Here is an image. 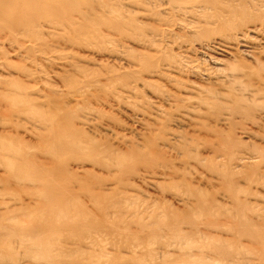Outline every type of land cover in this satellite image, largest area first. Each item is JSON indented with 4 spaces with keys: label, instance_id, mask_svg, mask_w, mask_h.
<instances>
[{
    "label": "rangeland",
    "instance_id": "obj_1",
    "mask_svg": "<svg viewBox=\"0 0 264 264\" xmlns=\"http://www.w3.org/2000/svg\"><path fill=\"white\" fill-rule=\"evenodd\" d=\"M85 1L83 2L85 3L88 2V3L87 4L82 3L84 5L79 4L80 0L79 2L77 1L79 4V5L77 4L78 7L75 5L76 3H72L74 4L73 6L70 4L71 7H73L74 10H76V11L73 10L74 14L72 12L73 8L70 9L71 8L70 5L66 6L69 7L68 10H71L69 12L67 11L64 13V15H66V18L67 16L69 17V15H67L68 13L69 14L72 13L71 14L72 16L70 15V19H68L66 23H63V21H59L58 19L55 18V20H57L56 21L57 23L55 24L57 25L53 26L54 23L52 22L46 21L45 24H43L44 21L40 20V23L37 22V24L33 25L36 26L35 28L34 27H31L32 29L30 28V30L34 31L35 33H33L27 28L31 33L24 29V31H21V36L18 35L19 38L16 36L17 40H15L16 38L15 36L13 37L14 39L11 38L16 42L7 39L8 34H6L7 37L3 36L5 35L4 33H6L5 31L4 33L0 32L1 42L4 40L2 44H0V50L5 49L4 52L6 54L4 56V54H2L4 52L3 51L0 52V60H1L0 77L2 78L0 81L2 84L0 85L1 88L0 93L2 92L4 94V92H6L9 97V101L7 100L6 97V100L4 101L5 104L4 102H2L3 100L0 99L1 100L0 101V113H1L0 140L4 137V139H2L4 140V142L2 140L1 141L3 143L7 142L11 144L10 147L7 148L6 145H2L3 143L0 142L1 143L0 147L1 145L6 146V148H2V147L0 148V193H1L0 194V264H178V262L179 264H213L214 261L216 264H264V253H263L264 229H262L263 228L262 226L264 225V213H263L264 212L263 210L264 182H263V186L262 184H258V181L259 183H262V181H264V170H263L264 167L260 168V164L264 163L263 160L264 153H262L264 152L262 151L264 150L263 147L264 146V106L263 103H261L262 100L264 102V95H261V93L264 94L263 93L264 90H261L262 88L264 89V86L261 85L264 84L263 83L264 71L260 69L262 72L260 71L259 72L262 73L263 75L258 73L257 75H253L254 78L248 76V73H250L251 68H256L257 66L256 69L259 70L258 65L264 67V61H263L264 60V20H263L264 0L263 2H258L257 0H251L250 4L248 2L249 0H241L242 3L240 2V0H229V1L227 0V2L226 0L223 1L213 0L217 4L216 6H214L215 8H212L210 5L208 7L206 3H198L201 2V0H197L198 2H196V0L194 1L192 0L193 3L189 2L190 0L189 1L187 0L189 4L186 3L187 2L186 0H178V2L180 1L179 3L177 2V0H167L168 2L166 0L165 1L156 0L157 2L155 0H146V1L139 0L140 3L137 0L136 7L134 6L136 3L135 0H133L134 1L132 3L133 5L130 4L132 0L130 1L122 0L124 2L119 0L117 1L85 0ZM103 1L105 3H103ZM97 2L98 3L101 2L103 4L102 5L101 3L100 5L98 4L99 6L98 7ZM115 2H117L118 4H116ZM181 2L183 4L185 2L186 5L185 4L182 5ZM223 2H225V4ZM195 3L199 5H197L196 7ZM237 3L238 6L236 5ZM89 4L90 6L88 8L86 7V9H81V7L83 8L85 5H89ZM246 4H248V6H246ZM159 5L161 6L160 9L158 8ZM204 5L207 7H204ZM229 5L231 7L235 6L234 7L235 9L238 7L239 9L238 11L239 13L236 14V16L234 15L235 17L233 16L234 21L233 19L230 20L231 24L228 22L229 26H232V24H235L238 21V24L233 25L234 27L232 26L233 28H231V31L235 30V32H231L230 29L229 30L221 29V24H220L221 22L216 21L217 23H215V18L217 16L215 17L213 16L216 15L214 14V12L216 13L217 8H219L221 12L222 9H227ZM145 6L146 9H144ZM255 6L258 8H256ZM94 7L97 9H94ZM151 7L154 8L156 7V9ZM260 7H261V11H259ZM77 8L78 10L80 8L79 10L80 12L77 11ZM89 8L91 11H93L94 14L97 15V17L94 14L92 15L93 18L91 17V15H89L91 18L90 19L89 16L87 17L84 14L85 11L83 10L87 11ZM169 8H171L170 10L172 12L169 10ZM247 8L248 11H246ZM255 8L257 9V11H255L257 14L259 13L262 14L261 17L258 16L256 18L257 15L255 16V12H254V10H256ZM165 9L168 10L165 11ZM204 9L205 10L208 9L209 13H207V11H205ZM182 10H184L185 12ZM198 10L199 11L202 10V12L201 11L199 12ZM188 11H190L191 13ZM175 12H177V15H175ZM248 12L253 14L255 18L252 17V15H250ZM76 13L79 14L81 13L82 15H84L85 20H83V16L80 15L82 17L80 18ZM117 13H119V15ZM201 13H204V17H206V15L207 17L204 18L201 15ZM247 13L249 16L248 15L246 16ZM167 14L170 17H168ZM209 14L211 17L209 16ZM75 15L76 17L73 18V16ZM186 15L188 16L186 17ZM121 16H123V18ZM152 16H154V18H152ZM173 17H176L175 18L176 20L172 19ZM240 17L242 18L241 20ZM243 17L246 21L243 19ZM248 17L249 19H247ZM137 18L139 19V21ZM72 19L76 21L78 19L77 24H79V21L81 22L83 20L82 21L83 24L77 25L75 23L76 21H73ZM116 19L118 21H116ZM127 19L129 21L131 19L130 23L127 22ZM207 19L210 21H207ZM256 19L258 20V23L256 22L257 21ZM105 20L110 21V23L112 22L111 26L114 27L115 25L116 28L115 27L114 28L117 31H115V29L112 28L109 23H106L107 21ZM168 20L170 22L169 25L167 24ZM253 20L255 23L252 22ZM260 20L261 21L263 20L262 23L259 22ZM175 22H177V25ZM239 22L240 23L243 22L244 25L243 23H241V25L243 26L240 27ZM47 23L49 25H46ZM88 23L89 25H87ZM133 23L135 25H133ZM68 24L71 27L68 26ZM127 24H129V27L132 24V27L126 28L128 27ZM58 25L60 26V29H58L59 28ZM74 25L79 26L80 30L78 29V27ZM118 25H120L119 27L120 29L117 28ZM172 25L175 27L173 28ZM213 25L214 27H211ZM73 26L75 28H73ZM245 26L247 27L248 30H246ZM41 27L42 30H40ZM69 27L72 28L75 32ZM124 27L126 29H124ZM150 27H153V29ZM164 27H166L167 29ZM237 27H239V29L245 28V30L242 29L241 30L244 32L247 31L248 33L247 32L241 33L242 31L239 30ZM45 28H47V30L44 31ZM61 28L62 30L64 28L65 29L62 31ZM137 28H139L140 31H138ZM144 28H149V29L147 30ZM158 28L161 29V31L158 30ZM176 28L178 29V31ZM68 29H70L69 33H68ZM132 29L134 30L130 31ZM164 29L168 31L165 32ZM193 29H194L193 31L194 33L192 31L189 32V30H193ZM203 29L205 30L203 31ZM214 29H217L216 33L215 31H213ZM249 29L250 30L252 29V31L250 32ZM37 30L39 33L37 32ZM162 30H164V32ZM173 30L175 32H173ZM207 30L208 31L211 30L210 31L211 33L210 32H209L210 34L207 33L206 32ZM225 30H227V32ZM237 30L239 31L240 34L237 33L238 32ZM55 31L60 33L62 31V33L60 34ZM139 32L142 33L143 37L140 36ZM160 32L161 34H159ZM28 33H30V35L34 34L33 36H31L32 38L31 41L34 40L33 42H29V41H28L29 43L25 42L31 39L29 38L30 35ZM52 33H54V35ZM55 33H57L58 35ZM67 33L68 36H70V38H72L73 34L75 33L77 34V35L75 34L76 36L74 35L75 37L73 36L74 38L71 39L73 42L70 41H68L69 43L67 42V40H69L68 36L66 35ZM131 33L134 34L135 36L132 35ZM205 33H207V36ZM246 33L247 35L245 36H247L246 37L247 39H245L244 37V34ZM62 34H63V39L61 40L60 38H62V36L60 37V35ZM208 34L211 36H208ZM24 35L26 36V38L24 37ZM84 35L86 36L84 37ZM233 35H236V37ZM237 35L240 39L237 37ZM41 36L43 38H41ZM162 36H164L165 38L168 37L166 38L168 39V41H166V39L163 40L164 37ZM36 37L37 38L40 37V39H37ZM158 37H160L161 39ZM157 38L158 40L160 39L161 41H158ZM23 39L25 41L21 43L22 42L21 40ZM42 39H44L45 41ZM109 39L112 40V43ZM146 39L148 40V42L145 41ZM214 39L216 42L214 41ZM236 39L237 42L239 43L235 42ZM35 40L38 41L35 42ZM39 40L42 42V45ZM76 40L78 42H76ZM162 40L166 44H164ZM205 40L211 42H205ZM212 40L214 42H212ZM11 42L14 43V45ZM17 42H19L20 44ZM101 42H103L104 44H102ZM139 42L141 44H139ZM144 42L146 44L149 43V46L148 44L145 45ZM217 42L218 43L221 42V45L218 44ZM159 43H163L161 44L162 46ZM8 44L11 45V50L9 49L10 45ZM16 44L17 45L19 44V46L22 44V46L19 47ZM126 44L128 47L126 46ZM150 44H152V47ZM169 44L171 47H169ZM234 44H238V45H235L234 47ZM109 45L112 46L113 48L110 47ZM207 45L209 47H206ZM212 45L215 47L217 46L216 49ZM34 46L36 53H40L39 54L40 56L33 51ZM36 46L38 50H36ZM119 46L120 48L122 47L121 48L122 50H119L118 48ZM144 46H145V50H142ZM18 47L21 49H19ZM67 47L69 50L67 49ZM154 47H157V49ZM167 47L168 49L170 48L169 49L171 51L170 53L169 50H166ZM72 48L73 50H75L74 52L72 51ZM209 48L211 50H209ZM162 49L164 53L163 51H160ZM212 49H214V51H212ZM220 49L223 51H221ZM6 50H8L7 53ZM15 50L17 52L12 53V51ZM158 50L162 53L160 54ZM224 50L226 51L224 52ZM25 51L27 52L29 51L31 55L29 52H28L29 55L26 54L27 52ZM69 51L70 54H72V56L75 55V57H70L71 55L69 53H66ZM129 51H131V53ZM138 51L140 52L139 56H138ZM141 51L143 52L142 56H141L142 54ZM232 51H233V56L232 53L228 55V53ZM22 52H23L22 55L23 57L21 56ZM46 52L50 54H47ZM61 52L62 54L64 53L63 56H60ZM144 52L148 53L146 54V56L148 57L144 55L145 54ZM149 52L153 53V54L151 53L152 56L154 55V53L157 54L159 53V55L157 57V55L155 54L156 56L152 57L150 56ZM260 52H262L261 55ZM51 53L53 55H51ZM118 53L119 55L120 53L121 55H125L126 59L128 60L124 59L125 58L124 56L121 55L119 56ZM7 54L9 57L7 56ZM57 54H59V56H57ZM128 54L129 55L132 54V55L127 57ZM24 55L26 56V58L24 57ZM160 55L162 56L166 55L165 56L166 58L164 57L163 62H162V56ZM247 55H249V58ZM31 56L34 59V62H32L33 60L31 59ZM159 57L161 58V60ZM172 57L174 60L172 59ZM4 58L6 59V61ZM28 58H30L29 60L32 61H29ZM103 58L105 59L103 60ZM136 58L138 59L137 61ZM26 59H27V63H24V65L30 67L31 70L29 68L28 70L27 67L22 65L23 61H26ZM67 59L71 63L65 61ZM142 59H144V61L148 60L149 63L147 64L150 65H147L145 61V65H147L146 67L144 65V61H141ZM156 59H158L159 61ZM242 59L243 62H241ZM2 60L4 64H7L8 69L7 67H4V65H1L3 64ZM151 60L152 62H150ZM169 60L170 62H167ZM28 61L30 62V65ZM238 61L241 63L245 62V65H247V63L249 62L248 65H250V69L248 65L247 67H243L244 69L248 68L249 72L247 69L244 70L246 73H244V71L243 73H241L242 70L240 71V69L242 67L240 65L241 63H239ZM36 62L39 63L37 64ZM66 62L68 63L69 66L67 65ZM77 62L79 63V66L77 65L78 64ZM158 62L162 64L160 65ZM236 62H238L239 64L237 65ZM47 63H49L50 66ZM138 63L140 64L142 63L144 66L142 64L141 65L139 64L140 66H138ZM156 63L159 65L157 66ZM72 64L74 65V67ZM9 65L11 66L9 67ZM18 65L20 66V68H22L21 70H23V72L25 73L27 72L24 70V68L28 70L29 75L26 76L25 73L23 75L28 79L27 81L25 77L23 78V76H20L21 74H23V72H21V74L19 73L20 69L18 68L19 67ZM37 65L38 66L41 65V66L37 67ZM51 65L58 68L52 67ZM178 65H179V70L177 69ZM21 66H23L24 68ZM132 66H135L137 68L134 67L130 68ZM153 66L155 69L156 68L159 69L161 67L159 69L161 70L160 71L161 73L157 69L156 70L154 69L155 70L154 72V70H152ZM238 66L241 75L239 74L238 76H236ZM261 66L260 68H262ZM121 67H123L124 69ZM138 67H142V68H138ZM143 67L144 69L147 70H144ZM232 67H234V70ZM165 68L169 70L167 71ZM121 69L125 72L121 71ZM130 69H132V71ZM141 69H143V72ZM215 69L217 76H218L217 70H219L218 73H220L221 72L220 69H222V72L225 71V75H222L224 73L222 74L220 73L222 76L219 74L217 78L214 71ZM256 69H252L254 70L253 71L254 73L253 72L250 73L251 76L252 74L258 72V70ZM16 70L18 71L19 74L15 73L17 72ZM32 70L33 73L34 71L36 73L38 72L39 73L38 74L34 73L35 74L34 75L32 73ZM126 70L128 71L127 73L131 72L133 75L136 72H140V71L142 74L140 75L139 73V76H137L138 74L136 73L137 75L135 74L133 78L132 77L133 75H131V73L130 75L127 74ZM189 70L191 71L189 72ZM207 70L210 73L209 76H211L213 72H214L213 75L215 76L214 77L212 76L213 78L208 77ZM29 71L33 75L30 74ZM145 71L146 72L151 71V72H148L149 73L148 74ZM231 71L234 72V74ZM230 72L231 75L229 74ZM8 73H10V75ZM121 73H124V76L127 74L125 77H128V80H130L129 76H131L132 82H130V84L129 82L127 83V79L126 81L123 82L121 77L124 76H121ZM168 73H170L169 76L165 75ZM189 73L192 74L190 75ZM203 73L205 74V76H203L204 75ZM226 74L228 75L226 76ZM31 75L32 78L33 76H35L32 80L33 82L31 81L32 78L30 79ZM151 75L152 77H150ZM17 76H20L18 77L19 80H17L16 78L13 81V78ZM257 76H259V78ZM138 77L139 79H137ZM206 77H208V79ZM224 77L225 78L229 77L233 80L228 79L226 81L227 78L225 79ZM260 77H261V82H257L256 81L257 79L255 78H258V81H260L259 80ZM132 78L137 79L136 81L137 84L133 83L136 79L133 80ZM161 78L163 80L167 79V81L169 82L163 81ZM243 78L245 80H243ZM111 79L114 81L112 82ZM223 79L224 82L226 81L225 82L226 85L223 83ZM234 79L235 82L233 83ZM239 79H240L239 82L241 83L243 82V84L241 85L242 87L240 85L238 86L239 83L237 84L236 82V80ZM6 80L8 81V84L11 82L14 83L8 85ZM21 80H23V82ZM208 80L210 81V83L208 82ZM212 80L213 81L216 80L217 82L221 81V83H223L224 85H221V83L218 82L219 83L218 86L217 83L215 84V82H213ZM16 81H19L22 85H24L23 87L21 86V84L19 85L23 89V90L21 89V92L16 93L15 91L17 89L20 90V88H18L19 82L15 84ZM145 81H149L150 83ZM72 83L74 86L72 85ZM84 83H86L87 86ZM244 83L247 84V86L248 85L249 86L246 87ZM230 84L233 86H231ZM14 85L17 86V89L16 86ZM254 85H256V87ZM6 86L8 89L6 88ZM10 86H12V88L14 87L15 90L14 89L11 90ZM82 86H84V89ZM30 87L32 90L30 89ZM240 87L244 88V90L247 88L245 90V93L244 90L241 91ZM5 88L6 90L4 91ZM207 88L209 89L211 88V89L208 90ZM235 88H237V90ZM24 89L27 95L30 92H31L30 94L34 93V95H28L31 98L30 101H32V98L34 97L33 99L35 100L32 101L33 105L27 99L28 96H24L25 95ZM202 89H204L205 91L204 90L202 91ZM131 90L134 91L133 94ZM206 90L209 93L211 92L210 94L212 95L214 93V92L212 93V91L213 90L216 91L215 92L216 95L214 93V95L216 96L215 98L216 100L213 99L215 97L214 95H213L214 97L210 95L211 98H209V95L208 96L206 95L208 93L206 92ZM232 90H236V91H232ZM34 91H40V94L36 95V92ZM166 91L170 93V95L173 94L171 96L172 98L170 97L169 99L170 95ZM258 91H259L258 93L259 95H256ZM200 92H203V94L202 93L200 94ZM236 92L237 93L240 92L238 94L239 95L242 94L243 96L240 95L238 97V94ZM11 93H13L14 95ZM196 93L199 95L197 96ZM218 93L220 94V96L222 94L221 96L222 98L218 97L217 100V96H219ZM234 93L237 94V96ZM117 94L120 95L119 96L120 99L119 97H117L118 96ZM17 95L19 96L17 97ZM166 95L169 96L165 98ZM190 95L191 98H188L190 97ZM253 95L258 96V98H255V96ZM14 96H16L17 98L20 97L19 101L17 100L18 103L20 102V100L26 101V102H22V104L24 105L23 109L25 108V106L26 108L29 109L35 107L34 109L35 111L36 108L39 106L43 113L40 112V108H39V113L37 112L34 113V111L24 110L25 114H23L24 112L20 111L21 108L15 109L16 108L15 106L18 104L15 103L16 105L14 106L15 107L14 111L16 112L13 114L14 112L12 109L13 105L11 106L12 108H10L8 102H10V105L13 104L16 99V97L14 98ZM173 96L174 97L176 96L178 98L176 99ZM179 96L181 97L179 98ZM185 96H187V99L189 100L192 99L191 101H195L194 103L193 102L190 103L191 105L193 104L192 105L193 107L190 105L188 107L189 110H186L188 109L187 103L189 100L187 101L186 99V101H183L185 100L184 98ZM194 97L197 100L196 99L193 100ZM198 97H201V100L203 99V101H205L204 105L206 101L211 103L212 101L215 100V102L219 103L220 106L215 102H214L215 106L214 104L211 105L212 103L211 104L207 103V105L205 106L201 105L202 101H200V98L198 99ZM203 97L204 98L206 97V99L204 100ZM228 97L230 99H228ZM235 97L239 99H236ZM241 97H243L244 100L241 99ZM10 99H14V101ZM245 99L247 102L248 101L250 102L247 103ZM238 100H240L241 102ZM256 100L258 101L256 102ZM27 101H29L30 103L29 106L27 105L28 104ZM237 101L240 103V106H238L239 103ZM36 103L37 105L34 106ZM118 103L119 105H117ZM180 103L182 104L180 105ZM233 103H238V104H233ZM258 103L259 104L261 103L260 104L261 106L258 105V107H260L259 108L260 110L256 106ZM221 104L224 105V106L222 105L224 109L221 106ZM245 104L246 106H244ZM30 105L32 107H30ZM178 105L179 107H177ZM185 105H186V109L185 108L181 109ZM208 105L209 107L210 105L212 107L213 106L214 107L219 106V107L212 108L215 109L214 111L212 110L214 114L209 116V114H211L210 113L211 109L208 108ZM235 105H237L239 108H234ZM201 106L203 108L204 107L206 108L205 109L200 108ZM248 106L251 108H249ZM253 106L256 107L253 108ZM262 106L263 108H261ZM190 108L193 110H191ZM243 108L245 109L246 113L249 112V114L246 115L244 113L245 111L243 110ZM175 109L180 111L181 113L179 112L176 113V111H174ZM235 109L239 110L240 112L236 111ZM183 110H185L186 112L189 111L188 114L186 112L184 113ZM17 111H20L22 114L20 112L18 113ZM173 111L174 113H172ZM193 111L196 112V115L195 112ZM198 111L201 113L203 111L206 112H203L204 114L202 113L200 117V115L199 116L197 115ZM26 112L27 114H29L30 118L33 117V115H35L34 118L32 119L28 118ZM191 112H193L195 116L193 114L192 116H190ZM233 112L237 114V117L236 114H234ZM170 113L172 114L173 117L170 116ZM238 113L240 114L241 118H239ZM44 114L53 117L52 118L46 117L45 119ZM180 114H182L181 121L178 119L176 120V117L178 118ZM185 114L186 116L190 114L188 116L189 118L186 117L188 118L187 120L184 118ZM204 115L207 116L208 118H204L205 117ZM222 115L224 116L222 117ZM233 115H235L234 116L235 118L232 117ZM218 116H220V118ZM39 117L41 118V120H39L38 122L35 120V118H39ZM191 117H193V119ZM47 118H49L50 120L43 121L42 123H40L43 119L47 120ZM133 118L136 121L133 120ZM140 118H142V120ZM151 118L153 119L151 120ZM154 118L156 121H158L157 123L153 121ZM194 118H196L198 121H195L196 119ZM190 119H192V121H189ZM199 119H201V121H199ZM251 119H253L252 122ZM182 120L184 121L183 123ZM9 121L10 123H12L13 121V123H16L17 125L13 124L16 125L13 126L11 124L12 125L11 126L10 123H8L10 125L9 126L6 123ZM87 121L89 124H91V122L93 121L92 125L89 126L87 124L85 126L84 123H87ZM94 121L96 122V124H94ZM162 121L165 122L163 123ZM240 121L242 122L238 126V123ZM55 122L57 124H55ZM2 123L6 124V126H4V124L1 125ZM235 124H237L239 128L237 126L234 127ZM54 125H56L57 127ZM248 125L252 129V131H250L251 129L248 127ZM53 127L57 128L58 130ZM234 128L236 129L234 130ZM75 129H76L75 131L76 133L74 132ZM78 129L81 131L78 132L79 131ZM233 130L235 132L232 135ZM5 131L6 133L8 132L7 136ZM172 133L173 134L177 133V134L173 135ZM169 134H171V136ZM235 134L239 136L236 137V139L233 138ZM57 135H59L60 137V139L58 138V140H57L58 137ZM241 135L245 137H240ZM6 137H8L9 142L7 141L8 139L7 140L5 139ZM224 137L232 138L235 141L231 139L228 140L227 138ZM68 139L69 142L66 143ZM194 139L196 140V143ZM225 140L230 141L228 142L229 146H226L227 142ZM191 141H193L194 143ZM224 141L226 143L225 146L227 151L223 149L225 148V146L223 147ZM231 141L233 145L231 144ZM235 142L239 145V146L237 145L238 146L237 148H235L236 147ZM61 143L64 144L65 147L67 146L65 144L70 143L71 145L69 144L68 145L69 147H66L68 149H66ZM79 144L83 145V149L80 150L81 152H79L78 149L82 147L78 149L76 148V146H78ZM87 145L91 149L89 151L87 148L89 152L87 150L84 151ZM219 148L222 150H220ZM234 148L237 150L234 151L235 150ZM245 148H247L248 151H246ZM252 148L256 150L250 151L252 150ZM4 149L6 150L7 153L4 152L5 151ZM8 149H10L9 152ZM259 151L263 155H261ZM94 152L101 157H98L97 154H95ZM104 152L107 153L105 154ZM249 152L251 153L249 154ZM102 153H104L105 155H103ZM252 153L254 154L256 153V154L254 155ZM240 157H244V158H240ZM7 160L10 161L14 160V161H12L11 163L10 161ZM249 160L252 161L250 162ZM255 160L258 161L254 162ZM260 160L263 161V163L260 162ZM5 161L7 164L6 166L4 165ZM240 161L242 164L240 163ZM253 163H254V167H253ZM238 167L241 170L238 169ZM253 168L254 170H252ZM259 168L261 169V171ZM245 172L247 173L249 172V174L247 175V173ZM258 173L260 176L259 175L256 176V174ZM250 174L252 175L254 174L258 179L257 180L254 179L255 176H252L250 178L251 176ZM233 176H235L237 180L233 178ZM244 176L245 177L249 176V177L243 180ZM240 178H242L241 180L243 181L240 180L241 182H238V179ZM249 178L250 180L252 179L251 182H249L250 180L246 181ZM233 179L238 183H235ZM247 182L249 183L247 184ZM231 183L232 184L235 183V185L233 184L234 185L233 188ZM239 183H241V185ZM237 184L243 187H240L239 185L237 186ZM236 188H238L239 191H243L244 189V192H241L244 194V196L240 192L238 193L236 191L238 189ZM232 189L234 190V192ZM249 190H251L250 192L254 194L248 192ZM233 193L236 194L235 195L236 198H234ZM245 193L246 194L248 193V195H246ZM255 195H257L259 198ZM191 196L193 197V199ZM194 197L196 198L197 201L194 199ZM239 205L241 206V209L245 208V210L244 211L239 210L240 208H237L239 207ZM250 209H252V211ZM192 210H194V212ZM236 212L237 213L239 212L238 213L239 215L236 214ZM228 220L231 222H228ZM238 226H240L241 228H239ZM259 226H261V228ZM250 227L251 229L252 228L255 229V231L253 229L251 231L249 229ZM245 230L246 232H244ZM248 230L250 231V233ZM13 233H15L16 236ZM177 233L180 236H177L176 235ZM251 234L253 236H251ZM13 236H15V238ZM19 236L20 238L22 237L25 240L22 238L20 240ZM25 237H27V239ZM175 237L176 238L179 237V238L176 239ZM229 252H231L232 254ZM219 253H222L221 254L222 257ZM208 259L212 262H210Z\"/></svg>",
    "mask_w": 264,
    "mask_h": 264
},
{
    "label": "bare ground",
    "instance_id": "obj_2",
    "mask_svg": "<svg viewBox=\"0 0 264 264\" xmlns=\"http://www.w3.org/2000/svg\"><path fill=\"white\" fill-rule=\"evenodd\" d=\"M74 1H76V0H0V32H3V33H4V31H5L6 33H4L5 35H3V36H6V34H8V35H7V36H8L7 39H10V41H12V40L14 39V38H13L14 36H15V37H16V36L18 37V35L21 36V31H24V29H25L26 31H29L31 27H34V28H35L36 26H33V25L37 24V22L40 23V20L44 21L43 24H45L46 21H47V22H52V23H54L53 26L57 25V24H55V23H57V22H56L57 20H55V18L58 19L59 21H63V23H66V21H67L68 19H70V15L72 14V13H70V14H69V13H68V14L66 13L67 15H69V17L67 16V18H66V15H64V13L67 12V11H68V12L71 11V10H68L69 7H66V6H69L70 4L73 6L74 4H72V3H76L75 5L77 6L79 0H77L78 2H77V1L74 2ZM81 1H82V2H81ZM83 1H85V0H80V3H79V4L84 5V4H82V3H85L86 1H85V2H83ZM90 1H91V0H90ZM92 1H94V0H92ZM107 1H108V0H107ZM107 1H106V2H107ZM115 1H117V0H115ZM119 1H122V0H119ZM125 1H127V0H125ZM129 1H130V0H129ZM135 1H136V3H135L134 6L136 7L137 0H135ZM145 1H146V0H145ZM155 1H156V0H155ZM164 1H165V0H164ZM166 1H167V0H166ZM186 1H187V0H186ZM188 1H189V0H188ZM188 1H187L186 3H188ZM193 1H194V0H193ZM215 1H216V0H215ZM215 1H213V0H206V1L203 0V1H202V0H201V2H198V1L196 0V2H198V3H206L208 7H209V5H210L212 8H215L214 6L217 5V4L215 3ZM219 1H220V0H219ZM222 1H223V0H222ZM228 1H229V0H228ZM250 1H251V0L248 1L249 4H250ZM257 1H258V2H263V0H257ZM95 2H96V1H95ZM98 2H99V1H98ZM98 2H97V6H98V4L100 5V3H101L102 1H101L100 3H98ZM122 2H124V1H122ZM133 2H134V1L132 0V2H131L130 4H132ZM138 2L140 3L139 0H138ZM156 2H157V1H156ZM167 2H168V1H167ZM169 2H170V1H169ZM177 2H178V0H177ZM179 2H180V1H179ZM179 2H178V3H179ZM182 2H183V1H182ZM182 2H181V3H182ZM189 2H192V0H190ZM226 2H227V0H226ZM230 2H232V1H230ZM240 2H241V0H240ZM87 3H88V2H87ZM87 3H85V4H87ZM103 3H105V2L103 1ZM103 3H101V5H102ZM108 3H109V2H108ZM115 3L118 4L117 2H115ZM115 3H114V4H115ZM142 3H143V1H142ZM192 3H193V2H192ZM223 3L225 4V2H223ZM241 3H242V2H241ZM79 4H78V5H79ZM92 4H95V3H92ZM92 4H91V6H92ZM106 4H107V3H106ZM110 4H111V2H110ZM110 4H109V5H110ZM119 4H120V3H119ZM175 4H176V3H175ZM184 4H185V2H184ZM184 4L182 3V5H184ZM188 4H189V3H188ZM190 4H191V3H190ZM195 4H196V5H195L196 7H197V5H199V4H197V3H195ZM206 4H205V5H206ZM234 4H235V3H234ZM255 4H256V2H255ZM71 5H70V7H71ZM132 5H133V4H132ZM160 5H161V4H160ZM160 5H159V6H160ZM185 5H186V4H185ZM192 5H193V4H192ZM205 5H204V7H207V6H205ZM236 5L238 6V3H237ZM239 5H240V4H239ZM241 5H242V4H241ZM261 5H263V4H261ZM89 6H90V4H89V5H85V6H84L85 8H84V7H83V8L81 7V9H86V7L88 8ZM94 6H95V5H94ZM120 6H121V5H120ZM147 6H148V3H147ZM151 6H152V5H151ZM159 6H158V8L160 9L161 6H160V7H159ZM188 6H189V5H188ZM201 6H202V5H201ZM223 6H224V5H223ZM246 6H248V4H246ZM77 7H78V6H77ZM98 7H99V6H98ZM156 7H157V6H156ZM156 7H155V8H154V7H151V8L156 9ZM181 7H182V6H181ZM183 7H184V6H183ZM198 7H199V6H198ZM220 7H221V6H220ZM226 7H227V6H226ZM234 7H235V6L231 7V6L229 5V7H228L227 9H222L221 12H220V9H219V8L216 9V13L214 12V14H216V15H213V16H214V17L217 16V17L215 18V23H217L216 21L221 22V23H220V24H221V29H223V30H224V29H228V30L230 29V31H231V28L234 27L233 25H235V24L237 25V24H238V21H237L235 24H232L233 27H232V26H229V24H228V22L230 23V20H232V19L236 16V14L239 13V12H238V11H239L238 7H237L236 9H235ZM244 7H245V6H244ZM255 7H256V6H255ZM66 8H67V10H66ZM72 8H73V7H71L70 9H72ZM92 8H93V7H92ZM112 8H113V7H112ZM149 8H150V6H149ZM158 8H157V9H158ZM163 8H164V6H163ZM239 8H242V7H239ZM252 8H254V7H252ZM256 8H258V7H256ZM256 8H255V9H256ZM94 9H97V8L94 7ZM127 9H128V8H127ZM144 9H146V6H145ZM147 9H148V8H147ZM159 9H158V10H159ZM170 9H171V8H169V10H170ZM179 9H180V8H179ZM179 9H178V10H179ZM195 9H196V8H195ZM195 9H194V11H195ZM200 9H201V8H200ZM237 9H238V10H237ZM249 9H250V8H249ZM73 10H74V8L72 9V12H73ZM79 10H80V8H79ZM79 10H78V8H77V11H78V12H80ZM166 10H168V9H165V11H166ZM204 10H205V9H204ZM236 10H237V11H236ZM240 10H242V9H240ZM250 10H251V9H250ZM258 10H259V9H258ZM74 11H76V10H74ZM83 11H85L84 14H85L87 17H88L89 15H91V17H92V15L94 14L93 11L90 10V8H89L87 11H86V10H83ZM83 11H81V12H83ZM151 11H152V10H151ZM151 11H150V12H151ZM162 11H163V9H162ZM170 11H171V10H170ZM174 11H175V10H174ZM174 11H173V12H174ZM182 11H184V10H182ZM182 11H181V12H182ZM196 11H197V10H196ZM198 11H199V10H198ZM200 11L202 12V10H200ZM200 11H199V12H200ZM205 11H207V13H209L208 9H206ZM246 11H248V8H247ZM255 11H257V9L254 10V12H255ZM259 11H261V7H260V10H259ZM262 11H263V10H262ZM94 12H95V11H94ZM112 12H113V10H112ZM115 12H116V11H115ZM144 12H145V10H144ZM160 12H161V11H160ZM171 12H172V11H171ZM184 12H185V11H184ZM188 12H190V11H188ZM218 12H220V13H218ZM240 12H242V11H240ZM243 12H244V11H243ZM249 12H250V11H249ZM249 12H248V13H249ZM252 12H253V10H252ZM254 12H253V14H254ZM99 13H100V12H99ZM122 13H123V12H122ZM129 13H130V12H129ZM129 13H128V14H129ZM141 13H142V11H141ZM164 13H165V12H164ZM178 13H179V11H178ZM190 13H191V12H190ZM211 13H213V12H211ZM211 13H210V14H211ZM217 13H218V15H217ZM244 13H245V12H244ZM244 13H242V14H244ZM248 13L246 14V16L248 15ZM261 13H262V12H261ZM73 14H74V12H73ZM76 14H78V16H79L80 18H82L81 16H83V20H85V18H84L85 16H84V15H82L81 13H80V14H79V13H76ZM114 14H115V13H114ZM117 14L119 15V13H117ZM143 14H144V13H143ZM158 14H160V13H158ZM173 14H174V13H173ZM183 14H184V13H183ZM186 14H187V13H186ZM188 14H189V13H188ZM198 14H200V13H198ZM198 14H197V15H198ZM210 14H209V16H210ZM249 14L252 15V17H254L253 14H251V13H249ZM80 15H81V16H80ZM94 15L97 17L96 14H94ZM102 15H103V14H102ZM124 15H125V14H124ZM135 15H136V13H135ZM140 15H141V14H140ZM154 15H155V13H154ZM161 15H162V14H161ZM161 15H159V16H161ZM175 15H177V12H175ZM179 15H180V14H179ZM201 15L204 17V13H201ZM201 15H200V16H201ZM234 15H235V16H234ZM256 15H257V16H256ZM261 15H262V14H260V13L257 14V13L255 12V16H256V18H257L258 16L261 17ZM71 16H72V15H71ZM110 16H111V15H110ZM110 16H109V17H110ZM167 16H168V14H167ZM187 16H188V15H186V17H187ZM194 16H195V15H194ZM200 16H199V17H200ZM202 16H201V17H202ZM213 16H212V17H213ZM233 16H234V17H233ZM242 16H243V15H242ZM242 16H241V17H242ZM248 16H249V15H248ZM75 17H76V15L73 16V18H75ZM109 17H108V18H109ZM121 17L123 18V16H121ZM148 17H149V16H148ZM162 17H163V16H162ZM162 17H161V18H162ZM168 17H170V16H168ZM168 17H167V18H168ZM180 17H181V16H180ZM206 17H207V15H206ZM206 17H204V18H206ZM210 17H211V16H210ZM214 17H213V18H214ZM241 17H240V20L242 19ZM250 17H251V16H250ZM263 17H264V14H263ZM89 18H90V16H89ZM92 18H93V17H92ZM152 18H154V16H152ZM155 18H156V17H155ZM167 18H166V19H167ZM175 18H176V17H173L172 19H175ZM254 18H255V17H254ZM254 18H253V19H254ZM90 19H91V18H90ZM98 19H99V18H98ZM137 19H138V18H137ZM182 19H183V18H182ZM211 19H212V18H211ZM243 19H244V17H243ZM247 19H249V17H248ZM72 20H73V19H72ZM79 20H82V19H79ZM83 20H82V21H83ZM96 20H97V19H96ZM102 20H103V18H102ZM120 20H121V19H120ZM122 20H123V19H122ZM125 20H126V19H125ZM140 20H141V19H140ZM157 20H158V19H157ZM159 20H160V18H159ZM169 20H170V19H169ZM169 20H168V23H167L168 25H169V23H170ZM175 20H176V19H175ZM212 20H213V19H212ZM212 20H211V21H212ZM244 20H245V19H244ZM251 20H252V19H251ZM256 20H257V19H256ZM263 20H264V19H263ZM263 20H262V21H263ZM42 21H41V22H42ZM73 21H76V20H73ZM82 21H81V22L79 21V24H83ZM105 21H107V20H105ZM105 21H104V22H105ZM116 21H118V20L116 19ZM130 21H131V19H130ZM130 21L127 19V22H128V23H130ZM134 21H135V20H134ZM138 21H139V19H138ZM195 21H197V20H195ZM207 21H210V20L207 19ZM233 21H234V19H233ZM233 21H232V23H233ZM235 21H236V20H235ZM245 21H246V20H245ZM245 21H244V22H245ZM262 21L260 20L259 22L262 23ZM69 22H70V21H69ZM69 22H67V23H69ZM89 22H91V21H89ZM97 22H98V21H97ZM123 22H124V21H123ZM140 22H141V21H140ZM142 22H143V20H142ZM153 22H154V21H153ZM252 22L255 23L254 20H253ZM256 22L258 23V20H257ZM58 23H59V22H58ZM63 23H62V25H63ZM75 23H76V24L78 23V19H77V21H76ZM106 23H109L110 26H111V24H112V22L110 23V21H107ZM124 23H125V22H124ZM131 23H132V22H131ZM134 23H135V22H134ZM134 23H133V25H135ZM136 23H137V22H136ZM146 23H147V22H146ZM175 23H176V25H177V22H175ZM188 23H189V22H188ZM239 23H240V22H239ZM241 23H243V22H241ZM241 23H240V27L244 25V23H243V25H241ZM248 23H249V21H248ZM71 24H72V23H71ZM79 24H77V25H79ZM85 24H86V22H85ZM85 24H84V26H85ZM102 24H103V22H102ZM118 24H119V23H118ZM138 24H139V23H138ZM144 24H145V23H144ZM157 24H158V23H157ZM163 24H164V23H163ZM180 24H181V23H180ZM200 24H201V23H200ZM230 24H231V23H230ZM46 25H49V24L47 23ZM87 25H89V23H88ZM124 25H125V24H124ZM127 25H128V27L125 26L126 28H130V27H132V24L130 25V27H129V24H127ZM188 25H189V24H188ZM190 25H192V24H190ZM261 25H262V24H261ZM261 25H260V26H261ZM29 26H30V27H29ZM64 26H65V25H64ZM68 26H70V25L68 24ZM74 26H76V25H74ZM74 26H73V28H75ZM138 26H140V25H138ZM152 26H153V25H152ZM155 26H156V25H155ZM155 26H154V27H155ZM170 26H171V25H170ZM172 26H173V25H172ZM180 26H181V25H180ZM194 26H195V25H194ZM196 26H197V25H196ZM215 26H216V24H215ZM58 27H59L58 29H60V26H59V25H58ZM65 27H66V26H65ZM70 27H71V26H70ZM70 27H69V28H70ZM76 27H78V29H79V26H76ZM80 27H81V26H80ZM87 27H88V26H87ZM111 27H112V26H111ZM114 27H115V25H114ZM114 27H112V28H114ZM119 27H120V25L117 26V28H119ZM122 27H123V25H122ZM125 27H124V29H126ZM135 27H136V26H135ZM144 27H145V25H144ZM162 27H163V26H162ZM168 27H169V26H168ZM174 27H175V26H173V28H174ZM176 27H177V26H176ZM188 27H190V26H188ZM204 27H205V25H204ZM211 27H214V25L211 26ZM245 27H246V26H245ZM27 28H28L29 30H28ZM34 28H33V29H34ZM48 28H49V27H48ZM66 28H67V27H66ZM115 28H116V27H115ZM115 28H114V29H115ZM139 28H140V27H139ZM139 28H137L138 31H140ZM150 28L153 29V27H150ZM164 28H166V27H164ZM173 28H171V29H173ZM177 28H178V27H177ZM177 28H176V29H177ZM180 28H181V27H180ZM180 28H179V29H180ZM182 28H183V27H182ZM184 28H187V27H184ZM202 28H203V27H202ZM209 28H210V27H209ZM237 28L239 29V27H237ZM31 29H32V28H31ZM54 29H55V28H54ZM64 29H65V28H64ZM64 29H63V30H64ZM70 29H72V28H70ZM70 29H68V33H69ZM76 29H77V28H76ZM76 29H75V30H76ZM119 29H120V28H119ZM134 29H135V28H134ZM134 29H132V30H130V31H133ZM144 29H147V30H148L149 28H144ZM154 29H155V28H154ZM166 29H167V28H166ZM168 29H170V28H168ZM188 29H189V28H188ZM205 29H207V28H205ZM205 29H203V31H204ZM210 29H211V28H210ZM234 29H235V28H234ZM241 29H242V28H241ZM241 29H239V30H241ZM256 29H257V28H256ZM40 30H42V27H41ZM45 30H47V28H45L44 31H45ZM49 30H50V29H49ZM61 30H62V28H61ZM63 30H62V31H63ZM72 30H73V29H72ZM79 30H80V29H79ZM85 30H86V29H85ZM127 30H128V29H127ZM158 30L161 31V29H159V28H158ZM158 30H157V32H158ZM164 30H165V29H164ZM164 30H162V31L164 32ZM186 30H187V29H186ZM208 30H209V29H208ZM208 30L206 31L207 33H209V32L211 31V30H210V31H208ZM216 30H217V29H214L213 31H215V33H216ZM242 30H245V28H243ZM242 30H241V31H242ZM246 30H248L247 27H246ZM26 31H25V32H26ZM30 31H32V30H30ZM30 31H29V32H30ZM35 31H36V30H35ZM50 31H51V30H50ZM52 31H53V30H52ZM57 31H59V30H57ZM57 31H55V32H57ZM62 31H61V33H62ZM73 31H74V30H73ZM115 31H117V30L115 29ZM150 31H151V30H150ZM155 31H156V30H155ZM167 31H168V30H165V32H167ZM177 31H178V29H177ZM190 31L193 32L194 29H193V30H189V32H190ZM225 31L227 32V30H225ZM237 31H238V30H237ZM237 31H236V32H237ZM249 31L251 32L252 29H251V30L249 29ZM32 32L35 33L34 31H32ZM37 32H38V30H37ZM74 32H75V31H74ZM80 32H81V31H80ZM173 32H175V31L173 30ZM173 32H172V33H173ZM180 32H181V31H180ZM184 32H186V31H184ZM187 32H188V31H187ZM195 32H196V31H195ZM231 32H235V30H234V31H231ZM243 32H244V31H242L241 33H243ZM245 32H247V31H245ZM245 32H244V33H245ZM26 33H27V32H26ZM30 33H31V32H30ZM30 33H28V34L30 35ZM38 33H39V32H38ZM46 33H47V32H46ZM57 33H60V32H57ZM57 33H55V34H57ZM61 33H60V34H61ZM68 33L66 34L67 36H68ZM128 33H129V32H128ZM133 33H135V32H133ZM136 33H137V32H136ZM153 33H154V32H153ZM170 33H171V32H170ZM170 33H169V34H170ZM193 33H194V32H193ZM202 33H204V32H202ZM207 33H205L206 36H207ZM210 33H211V32H210ZM210 33H209V34H210ZM237 33H239V31H238ZM247 33H248V32H247ZM247 33L244 34L245 39H247V38H246L247 36H245V35H247ZM23 34H24V33H23ZM48 34H49V33H48ZM52 34L54 35V33H52ZM52 34H50V35H52ZM63 34H64V33H63ZM63 34L60 35V37L62 36V38H60V37L58 36L61 40L63 39ZM71 34H72V32H71ZM71 34H69V35H71ZM75 34H76V33H75ZM75 34H73V36H74ZM131 34H132V33H131ZM139 34H140V36H142V33L139 32ZM159 34H161V32H160ZM163 34H164V33H163ZM176 34H178V33H176ZM209 34H208V36H211V35H209ZM232 34H233V33H232ZM234 34H236V33H234ZM239 34H240V33H239ZM1 35H2V34H1ZM33 35H34V34L30 35L29 38H31V36H33ZM41 35H42V34H41ZM43 35H44V34H43ZM57 35H58V34H57ZM76 35H77V34H76ZM76 35H75V36H76ZM79 35H80V33H79ZM132 35H134V34H132ZM144 35H145V34H144ZM189 35H190V34H189ZM199 35H200V34H199ZM7 36H6V37H7ZM39 36H40V35H39ZM67 36H66V37H67ZM73 36H72V38L75 37V36H74V37H73ZM85 36H86V35H84V37H85ZM134 36H135V35H134ZM150 36H151V35H150ZM156 36H157V35H156ZM173 36H174V35H173ZM179 36H180V34H179ZM182 36H183V35H182ZM233 36L236 37V35H233ZM17 37L15 38V40H17ZM22 37H23V36H22ZM24 37L26 38L25 35H24ZM37 37H38V36H37ZM37 37H36V38H37ZM53 37H54V36H53ZM58 37H57V38H58ZM66 37H65V40H66ZM78 37H79V36H78ZM88 37H89V36H88ZM117 37H118V36H117ZM142 37H143V36H142ZM142 37H141V38H142ZM162 37H164V36H162ZM237 37H238V35H237ZM244 37H243V38H244ZM11 38H13V39H11ZM18 38H19V37H18ZM25 38H24V39H25ZM36 38H35V39H36ZM41 38H43V37L41 36ZM54 38H55V37H54ZM59 38H58V39H59ZM68 38H69V40H67V42H68V41L73 42V41L71 40L72 38H70V36H68ZM68 38H67V39H68ZM137 38H138V37H137ZM149 38H150V37H149ZM158 38H160V37H158ZM158 38H157V40H158ZM166 38H168V37H166ZM166 38L164 37L163 40L166 39ZM170 38H171V37H170ZM179 38H180V37H179ZM179 38H178V40H179ZM199 38H200V37H199ZM203 38H204V37H203ZM205 38H206V37H205ZM209 38H210V37H209ZM230 38H231V37H230ZM238 38H239V37H238ZM1 39H2V38H1ZM24 39L21 40V41H22L21 43H23V41H25ZM27 39H28V38H27ZM37 39H40V37L37 38ZM45 39H46V38H45ZM60 39H59V40H60ZM80 39H81V38H80ZM89 39H90V38H89ZM147 39H148V38H147ZM147 39H146L145 41L148 42ZM154 39H155V38H154ZM160 39H161V38H160ZM160 39H159L158 41H161ZM183 39H184V38H183ZM239 39H240V38H239ZM255 39H256V38H255ZM18 40H19V39H18ZM31 40H32V38H31L30 40L25 41V42H28V41H29V42H33V41H34V40L31 41ZM42 40H44V39H42ZM103 40H104V39H103ZM109 40H110V39H109ZM117 40H118V39H117ZM163 40H162V42H163ZM176 40H177V39H176ZM230 40H231V39H230ZM234 40H235V39H234ZM258 40H259V39H258ZM3 41H4V40H3ZM3 41H2V42H3ZM7 41H8V40H7ZM37 41H38V40H37ZM37 41L35 40V42H37ZM39 41H40V40H39ZM44 41H45V40H44ZM85 41H86V39H85ZM110 41H111V43H112V40H110ZM118 41H119V40H118ZM142 41H143V40H142ZM166 41H168V39H166ZM214 41H215V39H214ZM214 41L212 40V42H214ZM238 41H239V40H238ZM2 42H1V40H0V44H2ZM8 42H9V41H8ZM13 42H16V41L13 40ZM19 42H20V41H19ZM19 42H17V43H19ZM25 42H24V43H25ZM29 42H28V43H29ZM59 42H60V41H59ZM76 42H78V41L76 40ZM83 42H84V41H83ZM156 42H157V41H156ZM174 42H175V41H174ZM203 42H204V39H203ZM205 42H211V41H206V40H205ZM215 42H216V41H215ZM235 42H237V39H236ZM6 43H7V42H6ZM11 43H12V42H11ZM11 43H10V44H11ZM40 43H41V45H42V42H41V41H40ZM68 43H69V42H68ZM101 43L104 44L103 42H101ZM107 43H108V41H107ZM115 43H116V42H115ZM119 43H120V42H119ZM142 43H143V42H142ZM144 43H145V42H144ZM157 43H158V42H157ZM163 43H164V42H163ZM163 43H159V44L161 45V44H163ZM172 43H173V42H172ZM180 43H181V42H180ZM217 43H218V42H217ZM217 43H216V44H217ZM230 43H231V42H230ZM237 43H239V42H237ZM10 44H8V45H10ZM12 44L14 45V43H12ZM19 44H20V43H19ZM19 44H18V45L16 44V45L19 46ZM34 44H35V43H34ZM37 44H38V43H37ZM48 44H49V43H48ZM124 44H125V43H124ZM139 44H141V43L139 42ZM147 44H148V46H149V43H147ZM147 44L145 43V45H147ZM164 44H166V43H164ZM167 44H168V43H167ZM173 44H174V43H173ZM205 44H206V43H205ZM210 44H211V43H210ZM218 44L221 45V42L218 43ZM32 45H33V44H32ZM54 45H55V44H54ZM54 45H53V46H54ZM59 45H60V44H59ZM115 45H116V44H115ZM118 45H119V44H118ZM150 45H151V47H152V44H150ZM232 45H233V44H232ZM235 45H238V44H234V47H235ZM4 46H5V45H4ZM4 46H3V47H4ZM20 46H22V44H21ZM20 46H19V47H20ZM24 46H25V45H24ZM37 46H38V45H37ZM37 46H36V50H38V49H37ZM45 46H46V45H45ZM109 46H110V45H109ZM126 46H127V44H126ZM138 46H139V45H138ZM141 46H142V45H141ZM155 46H156V45H155ZM161 46H162V45H161ZM212 46H213V45H212ZM222 46H223V45H222ZM19 47H18V48H19ZM29 47H31V46H29ZM48 47H49V46H48ZM72 47H73V46H72ZM105 47H106V46H105ZM110 47H112V46H110ZM127 47H128V46H127ZM169 47H171L170 44H169ZM206 47H209V46L207 45ZM210 47H211V46H210ZM213 47H215V46H213ZM216 47H217V46H216ZM216 47H215V49H216ZM228 47H229V46H228ZM234 47H233V48H234ZM1 48H2V47H1ZM13 48H14V47H13ZM26 48H27V47H26ZM38 48H39V47H38ZM44 48H46V47H44ZM73 48H74V47H73ZM73 48H72V51L74 52L75 50H73ZM112 48H113V47H112ZM118 48H119V50H122V49H121L122 47L120 48V46H119ZM148 48H149V47H148ZM154 48L157 49V47H154ZM160 48H161V47H160ZM188 48H189V47H188ZM233 48H232V49H233ZM237 48H238V47H237ZM9 49L11 50V45H10V48H9ZM14 49H15V48H14ZM14 49H12V50H14ZM19 49H21V48H19ZM27 49H28V48H27ZM27 49H25V50H27ZM32 49H33V48H32ZM67 49H68V47H67ZM136 49H137V48H136ZM151 49H153V48H151ZM169 49H170V48H169ZM169 49H168V47L166 48V50H169ZM207 49H208V48H207ZM207 49H205V50H207ZM217 49H219V48H217ZM4 50H5V49L0 50V52H1V51L4 52ZM68 50H69V49H68ZM68 50H67V51H68ZM116 50H117V49H116ZM116 50H115V51H116ZM126 50H127V49H126ZM126 50H125V52H126ZM142 50H145V46H144V48H143ZM164 50H165V49H164ZM171 50H172V49H171ZM173 50H174V49H173ZM185 50H186V48H185ZM209 50H211V49L209 48ZM220 50H221V49H220ZM220 50H219V51H220ZM29 51H30V50H29ZM29 51H28V52H29ZM33 51L36 53V51H35V46H34V50H33ZM33 51H32V52H33ZM55 51H56V50H55ZM72 51H71V52H72ZM139 51H140V50H139ZM139 51H138V56H139V53H140ZM158 51H159V50H158ZM160 51H163V49L160 50ZM160 51H159V52H160ZM212 51H214V49H212ZM215 51H216V50H215ZM221 51H223V50H221ZM225 51H226V50H224V52H225ZM7 52H8V50H6V53H7ZM15 52H17V51H16V50H15V51H12V53H15ZM25 52H27V51H25ZM28 52H27L26 54L29 55V53H30L31 51H30L29 53H28ZM53 52H54V51H53ZM119 52H120V51H119ZM121 52H123V51H121ZM127 52H128V51H127ZM129 52L131 53V51H129ZM167 52H168V51H167ZM167 52H166V53H167ZM170 52H171V51L169 50V53H170ZM236 52H238V51H236ZM236 52H235V53H236ZM35 53H34V54H35ZM46 53H47V52H46ZM66 53H69V54H70V51H69V52H66ZM66 53H65V55H66ZM79 53H80V52H79ZM116 53H117V52H116ZM141 53H142V54H141V56H142V55H143V52L141 51ZM144 53H145V52H144ZM151 53H152V52H151ZM151 53L149 52L150 56H152V54H153V53H152V54H151ZM161 53H162V52H160V54H161ZM163 53H164V51H163ZM174 53H175V52H174ZM179 53H180V52H179ZM230 53H232V56H233V51H232V52H229L228 55H229ZM241 53H242V52H241ZM261 53H262V52H260V55H261ZM2 54H4V56L6 55L5 52L2 53ZM2 54H1V56H2ZM8 54H11V53H8ZM8 54H7V56H8ZM32 54H33V53H32ZM36 54L39 55L40 53H36ZM41 54H42V53H41ZM47 54H50V53H47ZM63 54H64V53H63ZM63 54H62V52H61V55H60V56H63ZM74 54H75V53H74ZM122 54H123V53H122ZM146 54H148V53H145L144 55L146 56ZM155 54H156L157 57H158L159 53H158V54H157V53H154L153 56H156ZM216 54H217V52H216ZM219 54H220V53H219ZM22 55H23V52L21 53V56H22ZM30 55H31V53H30ZM42 55H43V54H42ZM45 55H46V54H45ZM51 55H53V54L51 53ZM65 55H64V56H65ZM70 55H71L70 57H75V55H74V56H72V54H70ZM114 55H115V54H114ZM118 55H119V53H118ZM120 55H121V53H120ZM120 55H119V56H120ZM131 55H132V54H131ZM131 55L128 54L127 57H128V56H131ZM163 55H164V54H163ZM167 55H168V54H167ZM169 55H171V54H169ZM221 55H222V53H221ZM225 55H226V54H225ZM18 56H19V55H18ZM18 56H17V57H18ZM33 56H34V55H33ZM35 56H36V55H35ZM39 56H40V55H39ZM48 56H49V55H48ZM57 56H59V54H57ZM57 56H55V57H57ZM121 56H124V57H125V55H121ZM138 56H137V57H138ZM153 56H152V57H153ZM160 56H162V55H160ZM165 56H166V55H165ZM165 56H162V62H163V59H164ZM208 56H210V55H208ZM247 56H248V58H249V55H247ZM8 57H9V56H8ZM22 57H23V56H22ZM24 57L26 58L25 55H24ZM27 57H28V56H27ZM36 57H37V56H36ZM46 57H47V56H46ZM65 57H66V56H65ZM116 57H117V56H116ZM143 57H144V56H143ZM146 57H148V56H146ZM226 57H227V56H226ZM237 57H238V56H237ZM256 57H257V56H256ZM1 58H2V57H1ZM11 58H12V57H11ZM18 58H19V57H18ZM77 58H78V57H77ZM138 58H139V57H138ZM149 58H150V57H149ZM149 58H148V60H149ZM154 58H156V57H154ZM159 58H160V57H159ZM159 58H158V59H159ZM165 58H166V57H165ZM239 58H240V57H239ZM4 59H5V58H4ZM9 59H10V58H9ZM23 59H24V58H23ZM29 59H30V58H28V60H29ZM31 59H32L33 61H32V60H29V61L34 62V59L32 58V56H31ZM36 59H37V58H36ZM43 59H44V58H43ZM43 59H42V61H43ZM51 59H52V57H51ZM60 59H61V58H60ZM104 59H105V58H103V60H104ZM106 59H107V58H106ZM124 59H126V57H125ZM146 59H147V58H146ZM150 59H151V58H150ZM158 59H156V60H158ZM167 59H168V57H167ZM167 59H166V60H167ZM170 59H171V57H170ZM172 59H173V57H172ZM179 59H180V58H179ZM222 59H223V58H222ZM7 60H8V59H7ZM11 60H12V59H11ZM16 60H17V59H16ZM19 60H21V59H19ZM45 60H46V59H45ZM48 60H50V59H48ZM53 60H54V58H53ZM53 60H51V61H53ZM126 60H128V59H126ZM129 60H130V57H129ZM132 60H133V59H132ZM137 60H138V59L136 58V61H137ZM148 60H145V61H146V64L149 63ZM153 60H154V59H153ZM160 60H161V58H160ZM173 60H174V59H173ZM215 60H216V59H215ZM220 60H221V59H220ZM253 60H254V59H253ZM0 61H1V60H0ZM5 61H6V59H5ZM9 61H10V60H9ZM29 61H28V62H29ZM55 61H56V60H55ZM65 61L70 62V61H68V59L65 60ZM141 61H144V59H142ZM145 61H144V65H145ZM158 61H159V60H158ZM182 61H183V60H182ZM187 61H188V60H187ZM218 61H219V59H218ZM249 61H250V60H249ZM255 61H256V60H255ZM263 61H264V60H263ZM2 62H3V60H2ZM47 62H48V61H47ZM57 62H58V61H57ZM60 62H61V61H60ZM67 62H66V63H67ZM112 62H113V61H112ZM129 62H130V61H129ZM132 62H133V61H132ZM150 62H152V60H151ZM153 62H154V61H153ZM167 62H170V60L167 61ZM220 62H221V61H220ZM238 62H239V61H238ZM238 62H236L237 65H238L239 63L243 62V59H242L241 62H239V63H238ZM5 63H7V62H5ZM11 63H12V62H11ZM11 63H10V64H11ZM20 63H21V62H20ZM24 63H27V59H26V61H23V63H22L23 66H25ZM36 63H37V62H36ZM38 63H39V62H38ZM38 63H37V64H38ZM44 63H45V61H44ZM52 63H53V62H52ZM52 63H51V64H52ZM70 63H71V62H70ZM77 63H78V62H77ZM158 63H159V62H158ZM185 63H186V62H185ZM223 63H224V62H223ZM251 63H252V62H251ZM8 64H9V62H8ZM47 64L50 66L49 63H47ZM53 64H54V63H53ZM55 64H56V63H55ZM134 64H135V63H134ZM139 64H140V63H138V66H140L142 63H141L140 65H139ZM156 64H157V63H156ZM159 64H160V63H159ZM159 64H157V66H158ZM161 64H162V63H161ZM161 64H160V65H161ZM166 64H167V63H166ZM168 64H169V63H168ZM171 64H172V63H171ZM171 64H170V65H171ZM173 64H174V63H173ZM216 64H219V63H216ZM220 64H221V63H220ZM242 64L245 65V62L240 64L242 68H243V67H247V65L249 64V62H248L247 65H245V66H243ZM1 65H4V67H7V64H4V62H3V64H1ZM12 65H13V64H12ZM16 65H17V64H16ZM20 65H21V64H20ZM27 65H28V64H27ZM29 65H30V62H29ZM60 65H62V64H60ZM64 65H66V64H64ZM67 65H68V63H67ZM72 65H73V64H72ZM72 65H71V66H72ZM77 65L79 66V63H78ZM77 65H76V66H77ZM126 65H127V64H126ZM129 65H130V64H129ZM132 65H133V63H132ZM136 65H137V63H136ZM142 65H143V64H142ZM144 65H143V66H144ZM147 65H150V64H147ZM147 65H145V66L147 67ZM163 65H165V64H163ZM10 66H11V65H9V67H10ZM18 66H19V65H18ZM23 66H21V67H23ZM33 66H34V64H33ZM39 66H41V65H39ZM39 66L37 65V67H39ZM46 66H47V65H46ZM51 66H52V65H51ZM56 66H57V65H56ZM68 66H69V65H68ZM130 66H131V65H130ZM172 66H173V65H172ZM233 66H234V65H233ZM258 66H259V67H258L259 70L256 69L257 66H256V68H251L250 73H252V72L254 71V70H252V69H256V70H258V72H256L255 74H252V76H253V75H257L258 73L264 71V67H262L261 65H258ZM260 66H261L262 68H260ZM25 67H27V69L29 68V69L31 70L30 67H28V66H25ZM52 67H55V66H52ZM73 67H74V65H73ZM73 67H72V68H73ZM124 67H125V65H124ZM127 67H128V66H127ZM133 67H134V68H137V67H135V66H132V67H130V68H133ZM151 67H152V66H151ZM151 67H149V68H151ZM163 67H164V66H163ZM166 67H168V66H166ZM177 67H178L177 69L179 70V65H178ZM248 67H249V69H250V65H248ZM251 67H252V66H251ZM254 67H255V66H254ZM0 68H1V67H0ZM18 68L20 69V70H19V71H20L19 73L21 74V72H23V70H21L22 68H20V66H19ZM23 68H24V67H23ZM34 68H35V66H34ZM55 68H58V67H55ZM70 68H71V67H70ZM119 68H120V66H119ZM121 68H123V67H121ZM138 68H142V67H138ZM160 68H161V67H160ZM160 68H159V69H160ZM232 68H233V70H234V67H232ZM237 68H238V70H237V74H236V76H238L239 74L241 75V73H243L244 70H247V69H248V68H247V69H246V68H245V69H244V68H243V69L241 68L240 71H241V70H242V71H241V73H240V72H239V66H238ZM237 68H236V69H237ZM5 69H6V68H5ZM7 69H8V67H7ZM16 69H17V68H16ZM29 69H28V70H29ZM48 69H49V68H48ZM60 69H61V67H60ZM60 69H59V70H60ZM73 69H74V68H73ZM123 69H124V68H123ZM143 69H144V67H143ZM143 69H141L142 72H143ZM154 69H155V68H154V66H153V69H152V70H154ZM156 69H157V68H156ZM156 69H155V70H156ZM159 69H157V70H159ZM162 69H164V68H162ZM165 69H166V68H165ZM189 69H190V68H189ZM217 69H218V68H217ZM222 69H223V68H222ZM222 69H220V71H221L220 73H221V74L224 73V74H222V75H225V71L222 72ZM249 69H248V72H249ZM260 69H262V71H261ZM0 70H1V69H0ZM2 70H3V69H2ZM17 70H18V69H17ZM17 70H16V71H17ZM24 70L27 71V72H26V73L23 72V74H21L20 76H23L24 73H25L26 76L29 75L28 70H26V68H24ZM36 70H37V69H36ZM69 70H70V69H69ZM74 70H75V69H74ZM76 70H77V69H76ZM118 70H120V69H118ZM130 70L132 71V69H130ZM144 70H147V69H144ZM152 70H151V71H152ZM155 70H154V72H155ZM166 70L168 71L169 69H166ZM197 70H199V69H197ZM223 70H224V69H223ZM233 70H232V71H233ZM40 71H41V70H40ZM65 71H66V70H65ZM121 71H123V70L121 69ZM151 71H148V72H151ZM160 71H161V70H159V72H160ZM173 71H175V70H173ZM190 71H191V70H189V72H190ZM214 71H215V75H216V69H215ZM218 71H219V70H217V74H218V76H219L220 73H218ZM228 71H229V70H228ZM232 71H231V72H232ZM259 71H260V72H259ZM29 72H30V71H29ZM37 72H38V71H37ZM119 72H120V71H119ZM123 72H125V71H123ZM127 72H128V71L126 70V73H127ZM135 72H136V71H135ZM145 72H146V71H145ZM148 72H146V73H148ZM178 72H179V71H178ZM202 72H203V71H202ZM205 72H206V71H205ZM205 72H204V73H205ZM231 72L229 73L230 75H231ZM238 72H239V73H238ZM248 72H247V73H248ZM15 73H16V74H19L18 71L15 72ZM32 73H33V70H32ZM32 73L30 72V74H32ZM34 73H36V72L34 71ZM34 73H33V74H34ZM38 73H39V72H38ZM38 73H36V74H38ZM42 73H43V70H42ZM50 73H51V72H50ZM80 73H81V72H80ZM130 73H131V72H130ZM130 73H127V74L130 75ZM133 73H134V72H133ZM136 73H137L138 75H137ZM136 73H135V74H136L137 76H139V73H140V75L142 74L141 71H140V72H136ZM157 73H158V72H157ZM160 73H161V72H160ZM194 73H195V72H194ZM200 73H201V72H200ZM204 73H203V74H204ZM232 73L234 74V72H232ZM244 73H246V72L244 71ZM250 73H248V76H250L251 78H254V76L252 77ZM253 73H254V72H253ZM263 73H264V72H263ZM8 74L10 75V73H8ZM33 74H32V75H33ZM127 74H126V75H127ZM135 74H134V75H135ZM148 74H149V73H148ZM153 74H154V73H153ZM169 74H170V73L165 74V75H168V76H169ZM189 74H190V73H189ZM191 74H192V73H191ZM191 74H190V75H191ZM203 74H202V75H203ZM205 74H206V73H205ZM205 74H204L203 76H205ZM207 74H208V77H212V76L214 77V76H215V75H213L214 72H213V74H212L211 76H209L210 73L208 72V70H207ZM207 74H206V75H207ZM221 74H220V75H221ZM249 74H250V75H249ZM260 74L263 75L262 73H260ZM260 74H259V75H260ZM1 75H2V73H1ZM32 75H31L30 79L32 78ZM34 75H35V74H34ZM39 75H40V74H39ZM73 75H74V74H73ZM126 75H125V76H126ZM131 75H133V74L131 73ZM134 75L132 76L133 78H134ZM222 75H221V76H222ZM227 75H228V74H226V76H227ZM243 75H244V74H243ZM4 76H5V75H4ZM13 76H15V75H13ZM13 76H12V77H13ZM20 76L14 77V78H13V81H14V79H16V78H17V80H19L18 77H20ZM97 76H98V75H97ZM104 76H105V75H104ZM121 76H124V73H121ZM121 76H120V77H121ZM125 76H124V77H121V78H122V81L124 82V81H126V79H127V83L129 82V84H130V82H132V81H131V76H129V77H130V80H128V77H125ZM155 76H156V75H155ZM155 76H154V77H155ZM168 76H166V77H168ZM216 76H217V75H216ZM218 76H217V78H218ZM6 77H7V76H6ZM24 77H25V76H23V78H24ZM34 77H35V76H33V78H34ZM65 77H66V76H65ZM150 77H152V75H151ZM157 77H158V76H157ZM170 77H171V76H170ZM208 77H206V78L208 79ZM213 77H212V78H213ZM255 77H256V76H255ZM257 77L259 78V76H257ZM261 77H262V76H261ZM261 77H260V79H259L260 81H258V78H255V79H257L256 81H257V82H261ZM9 78H10V77H9ZM25 78H26V77H25ZM33 78L31 79V81L33 80ZM95 78H96V77H95ZM123 78H124L125 80H124ZM133 78H132V79H133ZM159 78H160V77H159ZM162 78H165V77H162ZM162 78H161V79H162ZM219 78H220V77H219ZM222 78H223V77H222ZM224 78H225V77H224ZM226 78H227V79H226ZM226 78H225L226 81H227L228 79H231V78H229V77H226ZM232 78H233V77H232ZM239 78H240V77H239ZM241 78H242V77H241ZM244 78H245V76H244ZM244 78H243V80H245ZM248 78H249V77H248ZM263 78H264V77H263ZM1 79H2V78L0 77V81H1ZM21 79H22V78H21ZM135 79H136V78H135ZM135 79H133V80H135ZM137 79H139V77H138ZM137 79L133 82L134 84H135V83L137 84V82H136ZM207 79H206V80H207ZM249 79H250V78H249ZM27 80H28V79L26 78V81H27ZM149 80H150V79H149ZM156 80H157V79H156ZM162 80H163V79H162ZM168 80H169V79H168ZM204 80H205V78H204ZM209 80H210V78H209ZM209 80H208V82L210 83ZM217 80H218V79H217ZM231 80H233V79H231ZM246 80H247V79H246ZM3 81H4V80H3ZM6 81H7V80H6ZM10 81H11V79H10ZM21 81L23 82V80H21ZM29 81H30V80H29ZM29 81H28V82H29ZM111 81L113 82L114 80L111 79ZM158 81H159V80H158ZM163 81H167V79H165V80H163ZM212 81H213V80H212ZM226 81H225V82H226ZM239 81H240V79H239V80H236L237 84L239 83L238 86H239V85L241 86V85L243 84V82L241 83V82H239ZM241 81H242V79H241ZM262 81H263V80H262ZM18 82H19V81H16L15 84H17ZM24 82H25V81H24ZM28 82H27V84H28ZM32 82H33V81H32ZM42 82H43V81H42ZM145 82H149V81H145ZM167 82H169V81H167ZM180 82H181V81H180ZM183 82H184V81H183ZM213 82H215V84L217 83V85H218L219 83H221V81H218V82H219V83H218L216 80L213 81ZM225 82H224V79H223V83H224V84H225ZM234 82H235V79H234L233 83H234ZM247 82H248V81H247ZM11 83H12V82H11ZM11 83L8 84V81H7V84H8V85H10ZM13 83H14V82H13ZM13 83H12V84H13ZM57 83H58V82H57ZM101 83H102V82H101ZM127 83H126V84H127ZM149 83H150V82H149ZM149 83H147V84H149ZM223 83H221V85H224ZM227 83H228V82H227ZM251 83H252V82H251ZM253 83H254V82H253ZM263 83H264V82H263ZM7 84H6V85H7ZM20 84H21V83L19 82V84H18V88H20V90L17 89V86H16V85H14V86H16V89H17V90H15L14 87L12 88V86H10V87H11V90L14 89V90L16 91V93H17V92H21V89H22V87H23L24 85L21 84L22 87H20V86H19ZM84 84L86 85V83H84ZM113 84H114V83H113ZM126 84H125V85H126ZM143 84H144V83H143ZM147 84H146V85H147ZM164 84H165V83H164ZM172 84H174V83H172ZM228 84H229V83H228ZM228 84H227V85H228ZM237 84H236V85H237ZM244 84H245V83H244ZM259 84H260V83H259ZM259 84H258V85H259ZM0 85H2L1 82H0ZM3 85H4V84H3ZM72 85H73V83H72ZM144 85H145V84H144ZM178 85H179V84H178ZM213 85H214V83H213ZM221 85H220V86H221ZM225 85H226V84H225ZM230 85H231V84H230ZM245 85H246V87L249 86V85L247 86V84H245ZM245 85H244V87H245ZM261 85L264 86V84H261ZM4 86H5V85H4ZM27 86H28V85H27ZM29 86H30V85H29ZM31 86H32V85H31ZM73 86H74V85H73ZM86 86H87V85H86ZM89 86H90V84H89ZM122 86H123V85H122ZM196 86H198V85H196ZM218 86H219V85H218ZM231 86H233V85H231ZM254 86L256 87V85H254ZM259 86H260V85H259ZM262 86H261V88H262ZM82 87H83V89H84V86H82ZM123 87H124V86H123ZM123 87H122V88H123ZM125 87H126V86H125ZM128 87H129V86H128ZM134 87H135V86H134ZM181 87H183V86H181ZM229 87H230V86H229ZM235 87H237V86H235ZM241 87H242V86H241ZM241 87H240V88H241ZM6 88H7V86H6ZM6 88L4 89V91L6 90ZM32 88H33V87H32ZM77 88H78V87H77ZM80 88H81V87H80ZM129 88H130V87H129ZM197 88H198V87H197ZM200 88H202V87H200ZM200 88H199V89H200ZM211 88H214V87H211ZM211 88H210V89H211ZM230 88H231V87H230ZM238 88H239V87H238ZM249 88H250V87H249ZM0 89H1V88H0ZM2 89H3V88H2ZM7 89H8V88H7ZM30 89H31V87H30ZM35 89H36V88H35ZM38 89H39V88H38ZM81 89H82V88H81ZM204 89H205V88H204ZM204 89H202V91H203ZM207 89L210 90L209 88H207ZM232 89H233V88H232ZM235 89L237 90V88H235ZM246 89H247V88H246ZM246 89H245V90H246ZM257 89H258V88H257ZM18 90H19V91H18ZM22 90H23V89H22ZM31 90H32V89H31ZM33 90H34V89H33ZM40 90H41V89H40ZM78 90H80V89H78ZM163 90H164V89H163ZM170 90H172V89H170ZM189 90H190V89H189ZM197 90H198V89H197ZM216 90H217V89H216ZM230 90H231V89H230ZM236 90H232V91H236ZM238 90H239V89H238ZM242 90H244V88H241V91H242ZM245 90H244V93H245ZM248 90H249V89H248ZM252 90H254V89H252ZM261 90H264V89L262 88ZM191 91H192V90H191ZM204 91H205V90H204ZM211 91H212V90H211ZM7 92H8V91H7ZM24 92H25V95L23 94L24 96L34 95V93H33V94H30V93H31L30 91H29L30 93H28V95H27L25 89H24ZM34 92H36V95H39V94H40V91H34ZM42 92H44V91H42ZM42 92H41V93H42ZM77 92H79V91H77ZM128 92H129V91H128ZM131 92H132V94H133L134 91L131 90ZM166 92H167V91H166ZM192 92H193V91H192ZM198 92H199V91H198ZM206 92H208V91L206 90ZM213 92L215 93L216 91L213 90L212 93H213ZM261 92H262V91H261ZM22 93H23V91H22ZM37 93H38V94H37ZM90 93H91V92H90ZM167 93H168V92H167ZM184 93H185V91H184ZM201 93L203 94V92H200V94H201ZM208 93H209V92H208ZM208 93H207L206 95H207V96L209 95V98H211V97H210V95H212V94H210L211 92H210L209 94H208ZM214 93H213V95H214ZM219 93H220V92H219ZM219 93H218V94H219ZM236 93H237V92H236ZM238 93H240V92H238ZM238 93H237V94H238ZM241 93H242V92H241ZM258 93H259V91L256 93V95H259ZM263 93H264V92H263ZM0 94L2 95L3 93L1 92ZM6 94H7V93L4 92V94H3L2 96L0 95V97H1L0 99L3 100L2 102H4V101L6 100V97H7V100L9 101L8 94H7V95H6ZM11 94H13V93H11ZM11 94H10V96H11ZM18 94H19V93H18ZM45 94H46V93H45ZM58 94H59V93H58ZM165 94H166V93H165ZM168 94L170 95V93H168ZM196 94H197V93H196ZM234 94H235V93H234ZM237 94H235V95L237 96ZM247 94H248V93H247ZM253 94H254V93H253ZM13 95H14V94H13ZM15 95H16V94H15ZM19 95H20V94H19ZM19 95H17V97H18ZM48 95H49V93H48ZM117 95H118L117 97L120 96L119 94H117ZM160 95H161V94H160ZM169 95H166L165 98H167V96H169ZM172 95H173V94H171V95L169 96V99H170V97H171ZM186 95H187V94H186ZM198 95H199V94H197V96H198ZM206 95H205V96H206ZM213 95H212V96H213ZM215 95H216V93H215ZM215 95H214V96H215ZM229 95H230V94H229ZM240 95H242V94H240ZM240 95L238 94V97H239ZM248 95H249V94H248ZM250 95H251V94H250ZM256 95H253V96H255V98H258V96H256ZM261 95H264V94L261 93ZM188 96H189V95H188ZM200 96H201V95H200ZM214 96H213V97H214ZM221 96H222V94H221ZM221 96H220V94H219V96H217V100H218V97L222 98ZM242 96H243V95H242ZM251 96H252V95H251ZM15 97H16V96H14V98H15ZM17 97H16V99H15L16 102L14 101V99H10V100L14 101L13 104L10 105V102H8L10 108H12L11 106L13 105V108H12L13 111H14V108H15V107H16L15 109H19V108H21L20 111H23V112H24V110L34 111L35 107H32L31 105H30V107H32L31 109L26 108V106H25V108L23 109V106H24V105L22 104V102H26V101H25V100H24V101L20 100V102H21V104H22V105H21L20 102H19V103L17 102V100L19 101V98H20V97H19V98H17ZM21 97H22V96H21ZM41 97H42V96H41ZM113 97H115V96H113ZM173 97H174V96H173ZM180 97H181V96H179V98H180ZM213 97H212V98H213ZM229 97H230V96H229ZM229 97H228V99H230ZM11 98H13V97H11ZM33 98H34V97H33ZM33 98H32V101L35 100V99H33ZM37 98H38V97H37ZM73 98H74V97H73ZM85 98H86V97H85ZM127 98H128V96H127ZM127 98H126V99H127ZM171 98H172V97H171ZM174 98L177 99L178 97L175 96ZM184 98H185V100H183V101H186L187 96H185ZM188 98H191V95H190V97H188ZM199 98H200V101H202V102H201V105H204V102H205V101H203V99L201 100V97H198V99H199ZM203 98H204V97H203ZM209 98H208V99H209ZM215 98H216V96H215L213 99H215ZM226 98H227V97H226ZM233 98H234V97H233ZM235 98H236V99H239V98H237V97H235ZM259 98H260V97H259ZM25 99H26V98H25ZM27 99L30 101L31 98L28 96ZM75 99H77V98H75ZM119 99H120V97H119ZM181 99H182V98H181ZM194 99H196V98L194 97L193 100H194ZM205 99H206V97L204 98V100H205ZM208 99H207V100H208ZM241 99L244 100L243 97H241ZM43 100H45V99H43ZM94 100H95V99H94ZM128 100H129V99H128ZM130 100H131V99H130ZM188 100H189V99H187V101H188ZM191 100H192V99H191ZM191 100H189V101H191ZM196 100H197V99H196ZM215 100H216V99H215ZM215 100L211 102L212 104H211L210 102H207V101H206L205 105H207V103H209V104H211V105L214 104V106H215V103H216V104H218V105L220 106V104L217 103V102H215ZM0 101H1V100H0ZM29 101H27V102H28L27 105L29 106L30 103L33 105V102L30 101V103H29ZM124 101H125V100H124ZM153 101H154V100H153ZM183 101H180V102H183ZM189 101H188V103H187V104H188L187 108L191 105L190 103H192V102L194 103V102H195V101H191V102H189ZM198 101H199V100H198ZM198 101H197V102H198ZM200 101H199V102H200ZM238 101H240V100H238ZM238 101H237V102H238ZM245 101H246V99H245ZM254 101H255V100H254ZM257 101H258V100H256V102H257ZM35 102H36V101H35ZM197 102H196V103H197ZM199 102H198V103H199ZM214 102H215V103H214ZM240 102H241V101H240ZM246 102H247V101H246ZM248 102H250V101H248ZM248 102H247V103H248ZM252 102H253V101H252ZM6 103H7V102H6ZM15 103H18V104H17L18 106H17ZM54 103H55V102H54ZM108 103H109V102H108ZM110 103H111V102H110ZM138 103H139V102H138ZM196 103H195V104H196ZM198 103H197V104H198ZM202 103H203V104H202ZM238 103H239V102H238ZM238 103H233V104H238ZM242 103H243V102H242ZM261 103H263V106H264V102H263V100H262ZM261 103H260V104H261ZM4 104H5V102H4ZM19 104L21 105V107H20ZM25 104H26V103H25ZM38 104H39V103H38ZM51 104H52V103H51ZM112 104H113V103H112ZM139 104H140V103H139ZM164 104H165V103H164ZM171 104H172V103H171ZM176 104H177V103H176ZM178 104H179V103H178ZM181 104H182V103H180V105H181ZM252 104H253V103H252ZM260 104L258 103L257 105H256V104H255V105L258 107V105H260ZM2 105H3V104H2ZM15 105H16V106H15ZM36 105H37V103H36L34 106H36ZM113 105H114V104H113ZM117 105H119V103H118ZM192 105H193V104H192ZM192 105H191V106H192ZM199 105H200V104H199ZM205 105H204V106H205ZM211 105H210L211 108H210L209 105H208V108L211 109V112L209 111V112L211 113V114H209V116L212 115V114H214L213 111H214L215 109H212V108H216V107H217V106H216V107H214V106L212 107ZM222 105H223V104H221V106H222ZM6 106H7V105H6ZM14 106H15V107H14ZM115 106H116V104H115ZM197 106H198V105H197ZM219 106H218V107H219ZM223 106H224V105H223ZM223 106H222V107H223ZM235 106H237V105H235ZM235 106H234V108H239L238 106H240V103H239V105H238L237 107H235ZM242 106H243V104H242ZM244 106H246V104H245ZM256 106H253V108L256 107ZM260 106H261V105H260ZM263 106H262L261 108H263ZM113 107H114V106H113ZM117 107H118V106H117ZM177 107H179V105H178ZM192 107H193V106H192ZM218 107H217V108H218ZM226 107H227V106H226ZM248 107H249V106H248ZM39 108H40V107L38 106V107L36 108V110L34 111V113H36V112L39 113ZM111 108H112V107H111ZM159 108H160V107H159ZM159 108H158V109H159ZM180 108H181V107H180ZM184 108L186 109V105H185L184 107H182L181 109H184ZM194 108H196V107H194ZM200 108H203V107L201 106ZM200 108H199V109H200ZM205 108H206V107H204L203 109H205ZM245 108H246V107H245ZM249 108H251V107H249ZM259 108H260V107H258V109H259ZM37 109H38V111H37ZM166 109H167V108H166ZM168 109H169V108H168ZM176 109H177V108H176ZM176 109L174 110V111H176V113H177V112L181 113L180 111H178V110H176ZM190 109H191V108H190ZM209 109H208V110H209ZM219 109H220V108H219ZM223 109H224V107H223ZM223 109H222V110H223ZM227 109H228V108H227ZM240 109H241V108H240ZM164 110H165V109H164ZM186 110H189V108L186 109ZM191 110H193V109H191ZM196 110H197V109H196ZM212 110H213V111H212ZM232 110H233V108H232ZM235 110H236V109H235ZM243 110L245 111L244 108H243ZM252 110H253V109H252ZM259 110H260V109H259ZM3 111H5V110H3ZM20 111H17V112L19 113ZM44 111H45V109H44ZM142 111H143V110H142ZM174 111H173L172 113H174ZM217 111H218V109H217ZM217 111H216V112H217ZM236 111H239V110H236ZM244 111H243V112H244ZM11 112H12V111H11ZM15 112H16V111H14L13 114H14ZM40 112H42L41 108H40ZM86 112H87V111H86ZM183 112L185 113L186 111L183 110ZM188 112H189V111H187L186 113L188 114ZM193 112H195V111H193ZM193 112H191V115H190V114H189V115L192 116ZM203 112H206V111H203ZM203 112H202V113H203ZM212 112H213V113H212ZM219 112H220V110H219ZM228 112H229V111H228ZM234 112H235V111H234ZM234 112H233V113H234ZM239 112H240V111H239ZM247 112H248V111H247ZM250 112H251V111H250ZM255 112H256V111H255ZM7 113H8V112H7ZM18 113H17V114H18ZM20 113H21V112H20ZM28 113H30V112H28ZM42 113H43V112H42ZM55 113H56V112H55ZM89 113H90V112H89ZM179 113H178V114H179ZM197 113H198L197 115H198V116L200 115V117H201L202 113L199 112V111H198ZM244 113H245L246 115L249 114V112L246 113V111H245ZM251 113H252V112H251ZM0 114H1V113H0ZM13 114H12V115H13ZM21 114H22V113H21ZM23 114H25V112H24ZM30 114H32V113H30ZM40 114H41V113H40ZM47 114H48V112H47ZM57 114H58V113H57ZM159 114H160V113H159ZM182 114H183V113H182ZM182 114H180V116L178 115L179 117H178V118L176 117V120L178 119V120L181 121V115H182ZM203 114H204V113H203ZM234 114H236V113H234ZM19 115H20V114H19ZM26 115H27L28 118H30V117H29V114H27V112H26ZM41 115H42V114H41ZM41 115H39V116H41ZM44 115H45V114H44ZM91 115H92V114H91ZM163 115H164V114H163ZM168 115H169V114H168ZM189 115H188V116H189ZM193 115H194V114H193ZM195 115H196V112H195ZM195 115H194V116H195ZM205 115H206V114H205ZM205 115H204V116H205ZM216 115H217V113H216ZM241 115H243V114H241ZM24 116H25V115H24ZM31 116H32V115H31ZM34 116H35V115H33V117H31L30 119L34 118ZM37 116H38V115H37ZM132 116H133V115H132ZM170 116H172L171 113H170ZM176 116H177V115H176ZM184 116H185V117H184ZM184 116H182V117H184L186 120L189 118L188 116H186V114H185ZM204 116H203V117H204ZM223 116H224V115H222V117H223ZM234 116H235V115H233L232 117L235 118ZM238 116H239V118H241V116H240L239 113H238ZM249 116H250V115H249ZM249 116H248V117H249ZM46 117H51V116H49V115H48V116L45 115L44 118L46 119ZM52 117H53V116H52ZM52 117H51V118H52ZM87 117H89V116H87ZM92 117H93V116H92ZM172 117H173V116H172ZM186 117H188V118H186ZM196 117H197V116H196ZM200 117H199V118H200ZM203 117H202V119H203ZM211 117H212V116H211ZM211 117H210V118H211ZM218 117L220 118V116H218ZM222 117H221V118H222ZM236 117H237V114H236ZM243 117H244V116H243ZM135 118H136V115H135ZM179 118H180V119H179ZM191 118L193 119V117H191ZM197 118H198V117H197ZM204 118H208V117L205 116ZM216 118H217V117H216ZM224 118H225V117H224ZM244 118H245V117H244ZM37 119H38V120H37ZM45 119H43L40 123H42L43 121H48V120H50L49 118H47V120H45ZM140 119L142 120V118H140ZM152 119H153V118H151V120H152ZM172 119H173V118H172ZM185 119H184V120H185ZM192 119H190L189 121H192ZM194 119H196V118H194ZM211 119H212V118H211ZM236 119H237V118H236ZM242 119H243V118H242ZM246 119H247V118H246ZM248 119H249V118H248ZM35 120L39 122V120H41V118H40V117H39V118H35ZM51 120H52V119H51ZM93 120H94V118H93ZM133 120H135V119L133 118ZM137 120H138V119H137ZM226 120H228V119H226ZM252 120H253V119H251V122H252ZM135 121H136V120H135ZM153 121H155V123L158 122V121L155 120V118H154ZM168 121H169V120H168ZM168 121H167V122H168ZM172 121H173V120H172ZM195 121H198V120L196 119ZM199 121H201V119H199ZM204 121H205V120H204ZM141 122H143V121H141ZM162 122H163V121H162ZM164 122H165V121H164ZM164 122H163V123H164ZM178 122H179V121H178ZM183 122H184V121L182 120V123H183ZM219 122H220V121H219ZM241 122H242V121H240V122L238 123V126H239V124H240ZM247 122H248V121H247ZM251 122H250V123H251ZM254 122H255V121H254ZM6 123H7V125H9L8 123H10V121H9V122H6ZM46 123H47V122H46ZM92 123H93V121L91 122V124H89L88 121H87V123H84V124H85V126H86L87 124H88L89 126H91ZM103 123H104V122H103ZM134 123H135V122H134ZM186 123H187V121H186ZM261 123H262V122H261ZM3 124H4V123H2L1 125H3ZM11 124L13 125V124H16V123H13V121H12V123H10V125H11ZM26 124H27V123H26ZM55 124H57V123L55 122ZM94 124H96L95 121H94ZM140 124H142V123H140ZM140 124H139V125H140ZM161 124H162V123H161ZM194 124H195V123H194ZM10 125H9V126H10ZM12 125H11V126H12ZM16 125H17V124H16ZM16 125H13V126H16ZM137 125H138V124H137ZM176 125H177V124H176ZM189 125H190V124H189ZM241 125H242V124H241ZM4 126H6V124H4ZM9 126H7V127H9ZM54 126H56V125H54ZM94 126H95V125H94ZM156 126H157V125H156ZM174 126H175V125H174ZM195 126H196V125H195ZM199 126H200V125H199ZM212 126H213V124H212ZM229 126H230V125H229ZM236 126H237V124H235L234 127H236ZM238 126H237V127H238ZM56 127H57V126H56ZM248 127H249V125H248ZM0 128H1V127H0ZM11 128H12V127H11ZM53 128H55V127H53ZM86 128H88V127H86ZM238 128H239V127H238ZM249 128H250V127H249ZM258 128H259V127H258ZM55 129H57V128H55ZM71 129H72V128H71ZM193 129H194V128H193ZM235 129H236V128H234V130H235ZM250 129H251V128H250ZM57 130H58V129H57ZM78 130H79V129H78ZM82 130H84V129H82ZM178 130H179V129H178ZM234 130L232 131V135H233L234 132H235ZM53 131H54V130H53ZM75 131H76V129L74 130V132H75ZM80 131H81V130H79L78 132H80ZM188 131H189V130H188ZM236 131H237V130H236ZM247 131H248V130H247ZM250 131H252V129H251ZM254 131H255V130H254ZM2 132H3V131H2ZM213 132H214V131H213ZM238 132H239V131H238ZM0 133H1V132H0ZM5 133H6V131H5ZM7 133H8V132H7ZM7 133H6V136H7ZM54 133H55V132H54ZM75 133H76V132H75ZM81 133H84V132H81ZM190 133H191V132H190ZM192 133H193V132H192ZM256 133H257V132H256ZM49 134H50V133H49ZM172 134H173V133H172ZM175 134H177V133H174L173 135H175ZM250 134H251V133H250ZM253 134H254V133H253ZM253 134H252V135H253ZM2 135H4V134H2ZM77 135H80V134H77ZM169 135L171 136V134H169ZM173 135H172V136H173ZM235 135H236V134H235ZM235 135H234V136H235ZM8 136H9V135H8ZM10 136H11V135H10ZM57 136H58V137H57V140H58V138L60 139L59 135H57ZM177 136H178V135H177ZM177 136H176V137H177ZM234 136H233L234 139H236V137H239V136H237V135H236L235 137H234ZM77 137H78V136H77ZM80 137H81V136H80ZM166 137H167V136H166ZM174 137H175V136H174ZM230 137H232V136H230ZM240 137H245V136H242V135H241ZM12 138H13V137H12ZM202 138H203V137H202ZM224 138H227V137H224ZM2 139H4V137H3ZM2 139H1V140H2ZM5 139L7 140L8 137H6ZM42 139H43V138H42ZM72 139H75V138H72ZM196 139H197V138H196ZM227 139H228V140H229V139L233 140L232 138H227ZM1 140H0V142L3 143L4 140H2L3 142H2ZM194 140H195V139H194ZM194 140H193V141H194ZM7 141L9 142V139H8ZM11 141H12V140H11ZM62 141H63V140H62ZM181 141H182V140H181ZM187 141H188V140H187ZM193 141H191V142H193ZM225 141H226V140H225ZM225 141L223 142V144H224L223 147H224L225 144H226ZM233 141H235V140H233ZM18 142H19V141H18ZM64 142H65V141H64ZM68 142H69V139H68V141H66V143H68ZM215 142H216V141H215ZM226 142H227V145H226V146H229V145H228V144H229L228 142H230V141H226ZM236 142H237V140H236ZM236 142H235V144H236V145H235V146H236L235 148H237V147L239 146ZM1 143H0V144H1ZM5 143H6V144H5ZM5 143H3L2 145H6L7 148L10 147L11 144H9V143H7V142H5ZM15 143H16V142H15ZM19 143H20V142H19ZM19 143H18V144H19ZM100 143H101V142H100ZM177 143H178V142H177ZM193 143H194V142H193ZM195 143H196V140H195ZM238 143H239V142H238ZM7 144H9V145H7ZM12 144H13V143H12ZM61 144H62V143H61ZM69 144H70V143H69ZM69 144H65V145H67L66 147H69V146H68ZM80 144H81V142H80ZM80 144H79L78 146H76L77 149L80 148V147H82V148L78 149L79 152H81L80 150L83 149V145H80ZM190 144H191V143H190ZM203 144H204V143H203ZM211 144H212V142H211ZM231 144L233 145L232 141H231ZM239 144H240V143H239ZM243 144H244V143H243ZM259 144H260V143H259ZM2 145H1L2 148H6V146H2ZM62 145L64 146V144H62ZM70 145H71V144H70ZM72 145H73V143H72ZM104 145H105V144H104ZM191 145H192V144H191ZM221 145H222V144H221ZM237 145H238V146H237ZM178 146H179V145H178ZM192 146H193V145H192ZM192 146H189V147H192ZM226 146H225V148H223V149H225V150L227 151ZM240 146H241V145H240ZM252 146H253V145H252ZM1 147H0V148H1ZM18 147H19V146H18ZM20 147H21V146H20ZM64 147H65V146H64ZM66 147H65V148H66ZM72 147H73V146H72ZM74 147H75V146H74ZM85 147H86V146H85ZM85 147H84V148H85ZM180 147H181V146H180ZM196 147H197V146H196ZM200 147H201V146H200ZM233 147H234V146H233ZM242 147H243V145H242ZM249 147H250V146H249ZM249 147H248V148H249ZM263 147H264V146H263ZM12 148H13V147H12ZM12 148H11V149H12ZM87 148H88L89 151L91 150V149L88 147V145H87V147H86V149H85L84 151H86ZM163 148H164V147H163ZM205 148H206V147H205ZM235 148H234V149H235ZM239 148H240V147H239ZM66 149H68V148H66ZM167 149H168V148H167ZM193 149H194V148H193ZM219 149H220V148H219ZM234 149H233V150H234ZM245 149H246V151H248L247 148H245ZM245 149H244V150H245ZM257 149H258V148H257ZM4 150H5V149H4ZM4 150H3V151H4ZM9 150H10V149H8V152H9ZM88 150H87V151H88ZM150 150H151V149H150ZM150 150H149V151H150ZM220 150H222V149H220ZM229 150H230V149H229ZM231 150H232V149H231ZM236 150H237V149H235L234 151H236ZM255 150H256V149H255ZM255 150L252 148V150H250V151H255ZM12 151H13V150H12ZM25 151H27V150H25ZM89 151H88V152H89ZM190 151H191V150H190ZM262 151H264V150H262ZM4 152H6V150H5ZM19 152H20V151H19ZM82 152H83V150H82ZM186 152H187V151H186ZM191 152H192V151H191ZM213 152H214V151H213ZM231 152H232V151H231ZM241 152H242V151H241ZM257 152H258V151H257ZM6 153H7V152H6ZM23 153H24V152H23ZM94 153H95V152H94ZM104 153L106 154L107 152H104ZM104 153H102V154L105 155ZM109 153H110V152H109ZM109 153H108V154H109ZM215 153H217V152H215ZM223 153H224V152H223ZM226 153H227V152H226ZM228 153H229V152H228ZM250 153H251V152H249V154H250ZM259 153H261V152L259 151ZM262 153H264V152H262ZM262 153H261V155H263ZM69 154H70V153H69ZM92 154H93V153H92ZM95 154H97V153H95ZM102 154H101V155H102ZM168 154H169V153H168ZM186 154H188V153H186ZM186 154H185V155H186ZM230 154H231V153H230ZM230 154H229V155H230ZM252 154H254V153H252ZM252 154H251V155H252ZM255 154H256V153H255ZM255 154H254V155H255ZM189 155H190V154H189ZM235 155H236V154H235ZM246 155H247V154H246ZM97 156H98V157H101V156H99L98 154H97ZM97 156H96V157H97ZM192 156H193V155H192ZM200 156H201V155H200ZM241 156H243V155H241ZM244 156H245V154H244ZM126 157H127V156H126ZM225 157H226V156H225ZM228 157H229V156H228ZM72 158H73V157H72ZM94 158H95V156H94ZM127 158H128V157H127ZM144 158H145V157H144ZM188 158H189V157H188ZM199 158H200V157H199ZM235 158H236V157H235ZM237 158H238V157H237ZM240 158H244V157H240ZM258 158H260V157H258ZM263 158H264V156H263ZM4 159H6V158H4ZM189 159H190V158H189ZM233 159H234V158H233ZM27 160H28V159H27ZM123 160H124V159H123ZM133 160H134V159H133ZM156 160H157V159H156ZM228 160H229V159H228ZM241 160H242V159H241ZM252 160H253V159H252ZM252 160H251V161H252ZM263 160H264V159H263ZM7 161H10V160H7ZM12 161H14V160H12ZM12 161H10V162L12 163ZM191 161H192V160H191ZM234 161H235V160H234ZM249 161H250V160H249ZM251 161H250V162H251ZM256 161H258V160H255L254 162H256ZM28 162H29V161H28ZM128 162H129V160H128ZM166 162H167V161H166ZM193 162H194V161H193ZM242 162H243V161H242ZM245 162H246V161H245ZM250 162H247V163H250ZM260 162L263 163V161H261V160H260ZM151 163H152V162H151ZM197 163H198V162H197ZM240 163H241V161H240ZM9 164H10V163H9ZM58 164H59V163H58ZM127 164H128V163H127ZM241 164H242V163H241ZM258 164H259V163H258ZM263 164H264V163H263ZM263 164H260V168H263V167H264ZM4 165H5V166L7 165V164H6V161H5V164H4ZM35 165H36V164H35ZM152 165H153V164H152ZM213 165H214V164H213ZM224 165H225V164H224ZM261 165H263V166H261ZM8 166H10V165H8ZM229 166H230V165H229ZM247 167H248V166H247ZM251 167H252V166H251ZM253 167H254V163H253ZM258 167H259V166H258ZM188 168H189V167H188ZM249 168H250V167H249ZM260 168H259V169H260ZM8 169H9V168H8ZM122 169H123V168H122ZM238 169H240V168L238 167ZM65 170H66V169H65ZM209 170H210V169H209ZM235 170H236V169H235ZM240 170H241V169H240ZM252 170H254V168H253ZM255 170H256V169H255ZM257 170H258V169H257ZM263 170H264V169H263ZM263 170H262V171H263ZM131 171H132V170H131ZM213 171H214V170H213ZM215 171H216V170H215ZM247 171H248V170H247ZM260 171H261V169H260ZM229 172H230V171H229ZM229 172H228V173H229ZM237 172H238V171H237ZM258 172H259V171H258ZM177 173H178V172H177ZM238 173H239V172H238ZM241 173H242V172H241ZM245 173H247V172H245ZM250 173H251V170H250ZM253 173H254V172H253ZM261 173H263V172H261ZM248 174H249V172L247 173V175H248ZM59 175H60V174H59ZM67 175H68V174H67ZM238 175H239V174H238ZM250 175H251V176H250ZM250 175H249L250 178H251L252 176H255L254 174H253V175L250 174ZM257 175H259V173L256 174V176H257ZM249 176H248V177H249ZM256 176H255L254 179L257 180L258 178H257ZM259 176H260V175H259ZM261 176H263V175H261ZM230 177H231V176H230ZM238 177H239V176H238ZM248 177H247V176H246V177L244 176V179H243V180H245V179L248 178ZM76 178H77V177H76ZM233 178L236 179L235 176H233ZM250 178L247 179L246 181L250 180ZM241 179H242V178L238 179V182L243 181V180H241ZM260 179H261V178H260ZM233 180H234V179H233ZM236 180H237V179H236ZM240 180H241V181H240ZM230 181H231V179H230ZM234 181H235V180H234ZM246 181H245V182H246ZM251 181H252V179H251L249 182H251ZM254 181H255V180H254ZM20 182H21V181H20ZM238 182L235 181V183H238ZM245 182H244V183H245ZM249 182H247V184H248ZM256 182H257V181H256ZM263 182H264V181H262V183H259V181H258V184H262V186H263ZM235 183H233V184L235 185ZM231 184H232V183H231ZM233 184H232V188L234 187ZM239 184L241 185V183H239ZM239 184H237V186H238ZM172 185H173V184H172ZM185 185H186V184H185ZM240 185H239V186H240ZM242 185H243V184H242ZM240 187H243V186H240ZM170 189H171V188H170ZM172 189H173V188H172ZM236 189H238V188H236ZM232 190H233V189H232ZM246 190H247V189H246ZM246 190H245V191H246ZM187 191H188V190H187ZM236 191H237L238 193H239V192L241 193V192H244V189H243V191H239V189L236 190ZM250 191H251V190H249L248 192H250ZM224 192H225V191H224ZM230 192H231V191H230ZM230 192H229V193H230ZM233 192H234V190H233ZM3 193H4V192H3ZM250 193H251V194H254V193H252V192H250ZM0 194H1V193H0ZM62 194H63V193H62ZM187 194H188V193H187ZM189 194H190V193H189ZM226 194H227V193H226ZM233 194H234V193H233ZM233 194H232V195H233ZM241 194H243V193H241ZM245 194H246V193H245ZM194 195H195V194H194ZM235 195H236V194L233 195L234 198H236ZM238 195H240V194H238ZM246 195H248V193H247ZM241 196H242V195H241ZM243 196H244V194H243ZM255 196H257V195H255ZM66 197H67V196H66ZM191 197H192V196H191ZM239 197H240V196H239ZM250 197H251V196H250ZM257 197H258V196H257ZM68 198H69V197H68ZM207 198H208V197H207ZM245 198H246V196H245ZM258 198H259V197H258ZM190 199H191V198H190ZM192 199H193V197H192ZM194 199L196 200L195 197H194ZM197 199H198V198H197ZM232 199H233V198H232ZM237 199H238V197H237ZM240 200H241V199H240ZM196 201H197V200H196ZM203 201H204V200H203ZM234 202H235V201H234ZM213 203H214V202H213ZM231 203H232V202H231ZM246 203H247V202H246ZM208 204H209V203H208ZM211 204H212V203H211ZM237 204H238V203H237ZM239 204H240V203H239ZM234 205H235V204H234ZM240 205H241V204H240ZM240 205H239V207H237V206H236V207H237V208H240L239 210L244 211L245 208L241 209V206H240ZM203 206H204V205H203ZM242 206H243V205H242ZM243 207H244V206H243ZM196 208H197V206H196ZM196 208H195V209H196ZM233 209H234V208H233ZM233 209H232V210H233ZM235 209H236V208H235ZM256 209H257V208H256ZM237 210H238V209H237ZM250 210L252 211V209H250ZM260 210H261V209H260ZM263 210H264V209H263ZM192 211L194 212V210H192ZM209 211H210V210H209ZM257 211H259V210H257ZM203 212H204V211H203ZM248 212H249V211H248ZM255 212H256V211H255ZM238 213H239V212H238ZM238 213L236 212V214H238ZM261 213H262V212H261ZM263 213H264V212H263ZM194 214H195V213H194ZM204 214H205V213H204ZM216 214H217V213H216ZM220 214H221V213H220ZM246 214H247V213H246ZM175 215H176V214H175ZM208 215H209V213H208ZM232 215H233V214H232ZM238 215H239V214H238ZM240 215H241V213H240ZM242 215H243V213H242ZM224 216H225V215H224ZM228 216H229V215H228ZM254 216H255V215H254ZM262 216H263V215H262ZM213 217H214V216H213ZM239 217H240V216H239ZM243 217H244V216H243ZM189 218H190V217H189ZM191 218H192V217H191ZM219 218H220V217H219ZM230 218H231V217H230ZM230 218H229V219H230ZM207 219H208V217H207ZM237 219H239V218H237ZM241 219H242V218H241ZM167 220H168V219H167ZM167 220H166V221H167ZM222 220H223V219H222ZM230 220H231V219H230ZM232 220H234V219H232ZM235 220H236V219H235ZM187 221H188V220H187ZM205 221H206V220H205ZM225 221H226V220H225ZM241 221H243V220H241ZM250 221H251V220H250ZM159 222H160V221H159ZM213 222H214V221H213ZM228 222H231V221L228 220ZM244 222H246V221H244ZM184 223H185V221H184ZM192 223H193V222H192ZM224 223H226V222H224ZM250 223H251V222H250ZM181 224H182V223H181ZM188 224H189V223H188ZM204 224H205V223H204ZM198 225H199V224H198ZM200 225H201V224H200ZM233 225H234V223H233ZM239 225H240V224H239ZM179 226H180V225H179ZM179 226H178V227H179ZM245 226H246V225H245ZM213 227H214V226H213ZM238 227L241 228L240 226H238ZM243 227H244V226H243ZM251 227H252V226H251ZM251 227H250L249 229L252 231L253 228L251 229ZM259 227L261 228V226H259ZM262 227H263L262 229H264V225H263ZM188 228H189V227H188ZM192 228H193V227H192ZM194 228H195V227H194ZM178 229H179V228H178ZM217 229H218V228H217ZM229 229H230V228H229ZM245 229H246V228H245ZM238 230H239V229H238ZM253 230L255 231V229H253ZM174 231H175V230H174ZM176 231H177V230H176ZM215 231H216V230H215ZM248 231H249V230H248ZM248 231H247V232H248ZM254 231H253V232H254ZM226 232H227V231H226ZM244 232H246V230H245ZM249 233H250V231H249ZM249 233H248V234H249ZM13 234L15 235V233H13ZM191 234H192V233H191ZM176 235H177V236H180V235H178V233H177ZM186 235H187V233H186ZM199 235H200V234H199ZM237 235H238V234H237ZM243 235H244V234H243ZM15 236H16V235H15ZM15 236H13V237L15 238ZM177 236H176V237H177ZM181 236H182V235H181ZM249 236H250V235H249ZM251 236H253V235L251 234ZM251 236H250V237H251ZM176 237H175V238H176ZM188 237H189V236H188ZM205 237H206V236H205ZM237 237H238V236H237ZM250 237H249V238H250ZM21 238H22V237H21ZM21 238H20V236H19V239H20V240H21ZM25 238L27 239V237H25ZM178 238H179V237H178ZM178 238H176V239H178ZM182 238H183V237H182ZM258 238H259V237H258ZM22 239H24V238H22ZM180 239H181V237H180ZM263 239H264V237H263ZM24 240H25V239H24ZM24 240H23V241H24ZM209 240H210V239H209ZM260 240H261V238H260ZM260 240H259V241H260ZM173 242H174V241H173ZM212 242H213V241H212ZM254 244H255V243H254ZM210 245H211V244H210ZM260 245H261V244H260ZM211 246H212V245H211ZM214 247H215V246H214ZM225 247H226V246H225ZM227 248H228V246H227ZM188 249H189V248H188ZM184 250H185V249H184ZM219 252H220V250H219ZM222 253H223V252H222ZM222 253H219V254L221 255ZM229 253H231V252H229ZM229 253H228V254H229ZM263 253H264V252H263ZM219 254H218V255H219ZM231 254H232V253H231ZM231 254H230V255H231ZM212 255H213V254H212ZM230 255H229V256H230ZM262 255H263V254H262ZM229 256H228V257H229ZM168 257H169V256H168ZM168 257H167V258H168ZM186 257H187V256H186ZM215 257H217V256H215ZM221 257H222V255H221ZM240 257H241V256H240ZM262 257H263V256H262ZM169 260H170V258H169ZM169 260H167V261H169ZM208 260H209V259H208ZM225 260H226V259H225ZM261 260H262V259H261ZM162 261H163V260H162ZM164 261H165V260H164ZM209 261H210V260H209ZM262 261H263V260H262ZM207 262H208V261H207ZM210 262H212V261H210ZM229 262H230V261H229ZM196 263H197V262H196ZM214 263H215V261H214ZM214 263H213V264H214ZM178 264H179V262H178ZM215 264H216V263H215Z\"/></svg>",
    "mask_w": 264,
    "mask_h": 264
}]
</instances>
